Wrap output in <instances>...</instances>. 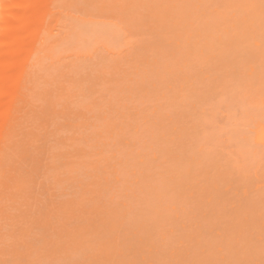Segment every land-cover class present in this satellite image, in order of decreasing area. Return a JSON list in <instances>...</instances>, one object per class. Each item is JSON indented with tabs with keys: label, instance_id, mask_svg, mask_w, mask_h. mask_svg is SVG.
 Returning <instances> with one entry per match:
<instances>
[{
	"label": "rangeland",
	"instance_id": "1",
	"mask_svg": "<svg viewBox=\"0 0 264 264\" xmlns=\"http://www.w3.org/2000/svg\"><path fill=\"white\" fill-rule=\"evenodd\" d=\"M122 1H124V0H122ZM136 1H137L136 3H140V1H141L145 5H142L140 7V5L138 6L136 4V7H138L139 9L135 7L138 10L135 14L136 16L134 15L135 16L134 19H132V17H127L126 19H123L120 17L121 15H119L118 17L120 19H122V21L118 20V18L117 19L115 18V16L117 17L116 14H115V16L113 15L114 18L113 17L110 18V16L104 15V16H106L107 20L105 19V17H101V16L97 17V15H99L96 13L97 9L95 7L88 8L87 9L88 12L90 9V13L91 12L93 13L94 11H96L95 13L97 15L95 13H93L94 14V17H93V14H89V15H92L91 17L93 19V22L95 21L94 24L93 23H87V24L85 23L86 26H83L84 24L82 25V28L88 27L87 29H89L90 34H89V32H86L88 30L84 31V33L86 32L85 34L88 36H86V35L82 36L85 39V42H84V44H81L82 46H79L81 53L79 52L77 54V52H76L77 49H79V47L76 50H72V51H70V49H71V47H70V49L68 50L69 52L64 51L65 48L63 50H62V48H58L61 50L55 49V53L56 54L59 53V55L56 56V54H54L55 56L53 59H56L58 57V59H60V60L62 58L63 62L69 61L70 62V67H69L70 72H69V69H65V68H63L65 71L61 70L62 69L61 67L60 68L58 67L57 69H49L48 71H47V69H45L46 72L42 70V73L43 72H45L47 74L51 73L52 76H53V74L54 75L58 74L59 78L61 80L57 78L56 79V80H58L57 82L61 81L62 84L60 82L59 83L61 85H63L65 88H68V90L65 89L63 96H61V95L59 96V95H57L56 92H54V94H53L54 104H55L54 107L56 106L54 108V110L56 109L55 111L58 112L59 114L58 113L52 114L49 117V118H51L50 123H49L50 120L47 119V121L44 123V126H43L44 128H46V131L43 129V127L40 129L41 140L43 141V143L41 144V142H39L41 144V146H40V144H39V146L41 147V151H43L44 154H46L48 157H50V158L46 157L48 159L44 160L45 162L43 160L42 161L44 163H46V161H47L46 165L49 166V164H50V167L46 166L45 164H41L42 167H44L43 165H45V167L41 171H43L46 167H47V169H45L42 172V174H40L41 173L40 169H39V171L37 169L35 177L37 176V174H39L40 177L37 176L36 179L40 178L38 180H41V179L43 180L44 184L41 181H36V183H38V182L42 183V188L44 186L46 188V186L49 185V187H47L49 189L43 188V190L45 189L46 192H48L50 194V196L46 192H45L46 193V195H45V193H44L45 190L43 191L42 188L40 189L39 187H37V189H35V192H36V190H38V192H40L39 190H41L43 192V197L45 196L43 198V202L46 200V198H51L54 201L53 205L54 204L61 205V208L63 207V208H65V210L68 207L69 208L70 207L75 208V206L81 207V205H79V204H83V203L86 204L87 202L88 203L85 206H87V207L90 206V208L92 207V204L95 207H99L98 206L99 204H101L102 206L100 205V212L99 211L97 212V210L94 209V211L92 210L90 213L88 212L89 214L86 213V215H81L82 213H80V215L83 216L84 218L86 216L88 220H86V219L83 220V217H81V216H80L81 218L78 217V219H76L77 218L76 216H73V217H75V219H73L71 217H69L71 219L66 218L65 215H67L66 213L69 211H66L65 214H63L64 211H62V213L61 212L59 213V215H60V216L58 215L59 217L55 216V214L57 215L61 208L59 209L60 206L59 207L54 206L56 209L57 208L59 209V210L57 209V212H56V209L51 207L50 212L55 211L54 213H52V215H54L56 218L58 217L59 220H57L56 218H53L51 221V219L49 217H47L46 219H48V218L50 219V220H48L49 221L48 223H50V224H47V222H45L46 226H44V224H43L41 227H38L39 229H37V228L35 229L36 226L34 225L33 227L35 230L33 228H31V229H33L32 233H34V234H32V233L28 234V235H30V234L34 235L33 237L31 235H30L31 237L28 236V239L30 240L32 238L31 242H33L32 243V248H33L32 250H34V251L32 252L33 255L31 256L32 261L35 260L33 262V264H37V263H39V264H43V263L44 264H81L83 262L85 264H114L113 262L115 260H117L118 262L121 261L120 264H132L131 262H133V264H134L135 261H136L135 264H146L149 260L152 261V259H153L152 262L149 261V262H151L150 264H169L172 259L169 260V258H171V256L169 257V256H167V254L172 255V258L175 255V259H173L170 263V264H172L175 262L174 260H178V256H179L180 252H182L180 254V256L182 254H184L185 258H186L187 257L186 253L189 252V251L187 252L186 250H190V253H191V256H190V253L188 254L190 256V259H189V257L186 258V260H187L186 264L187 263H189V264L195 263L196 264L198 256L201 257L200 258L201 260L198 261L197 264H199V262H200V264H201V262H202V264H204L205 262L206 263L208 262L207 264H210V262L212 260L213 261L215 260V262L214 263L212 262V264H215V263L224 264L222 261L223 260L226 261V259H228L227 262H229L231 259L232 260H231V263L225 262V264H242V263H240L242 261L244 264H248L250 261H251L250 264L251 263L253 264L254 262H255L254 264H256V263L257 264H260V263L264 264L263 263L264 262L263 261L264 260L263 259L264 258V248L261 247L262 246L261 244L264 245V239H263L264 238L263 237L264 236V232H263V230H264V228H263L264 227V216H263L264 215V207H263V205H264V194H263L264 193V190H263L264 189V187H263L264 186V183H263L264 182V172L260 173L261 171H264L263 170L264 169V160H263L264 159V150H263L264 149V143H263L264 142V104H263V102H264V100H263V98H264V84H262V83H264L263 82L264 81V77H263L264 76V74H263L264 73V70H263L264 61H262V60H264V51L258 50V47L261 50H264V48H263L264 44L261 45V47L260 46L257 47V45L258 44L260 45V43L264 40V35L262 36V34L264 33V29H263L264 28V26H263L264 25L263 24L264 23V21H263V19H264V16H263L264 15V8H263L264 3L263 2L264 1L261 0L263 2H258L260 0H256V1L247 0L248 2L243 1V3L241 2L242 0H240V1H238V0L237 1L236 0H231V1L223 0L224 2L221 0H170V1L169 0H152V1L136 0ZM227 1H228V3H227ZM251 1H252V4L250 3ZM121 3H123V2H121ZM163 3H164V5H163ZM166 3H167V5H166ZM169 3H170V5H169ZM231 3H235V4L239 3L238 4L239 6H237L235 4H231ZM255 3H257V4L259 3V4H261L260 6H262V7H260L259 4H258V6L256 4L258 9L260 7L259 13H257L258 9L255 6ZM174 4H176L175 6H177V8L175 6L172 7V5H174ZM253 4L256 8L253 6ZM232 5L237 6L236 8L234 7V9H235V10L233 9L234 12H231V13L229 12V13H225V14L222 13L224 10H227V8H229V6L231 7ZM244 5H245V7L247 5H251L252 7L249 6L250 10L252 8H253V10L249 11L248 7L245 8ZM242 6L244 7L245 11H241V10H244V9H240V8H243ZM205 7H207V8H205ZM153 8L154 9L156 8L157 10L155 9L156 10L155 11ZM91 9H92V11H91ZM115 9H114L115 12L119 11V10H117V9L115 10ZM174 9H175V11H174ZM143 10H145V11H143ZM149 10L150 11L153 10V12H152V15L148 13L149 17H147V18L152 17L153 20H155V19H157L158 16H159V19L160 18L162 19V17H163L164 21H162V22H164V25L166 22H168L166 24V26H164L162 22L161 23L157 22V23H159L158 25H157V23L155 24L157 26L156 27L157 29H153V28H155V26L152 23L153 22L151 20L152 18L150 19L152 21L150 23H152V24H150L149 23L150 20L149 19L147 20V18L143 15L147 12H150ZM162 10H163V12L161 13ZM114 11H113V13H115ZM154 11H155V13H154ZM206 11H208V12H206ZM217 11L221 12V13L219 14ZM246 11H249V12L246 13ZM141 12H142V15L140 14ZM164 12L166 13V15L164 14ZM213 12L217 13L216 14L217 16L214 14L215 15V17H214V15L212 14ZM73 13L77 16L80 13V15L78 17H80V16L84 17V16L88 15V13L86 15L85 12H84L85 14L82 13L83 15H81V12L78 13L77 11L75 12V10H73ZM113 13H109V14L112 15ZM117 13L119 14V12H117ZM171 13H174L173 14L174 16L171 15ZM202 13H204V14H202ZM244 13H246V14H244ZM207 14H210V16ZM242 14H244L245 16H242ZM261 14H262V16L260 17ZM89 15H88V18H89ZM225 15H226V17H224ZM239 15H241V16H239ZM143 16L146 19H142V18H144ZM171 16H173V17H171ZM262 17H263V19H262ZM222 18H223V20H221ZM253 18H254V20H253ZM259 18H261V20L263 22V23H261V25H257V23L255 22V20L260 21ZM144 20H147L148 24H150L152 26H150L148 24L146 26L145 25L146 23L143 24V26H142V22L144 23ZM111 21H112V23H111ZM137 21L139 22V24ZM214 21L216 23H214ZM227 21L230 23H228ZM250 21H252L251 24H250ZM105 22L107 23V26L104 25ZM140 22H141V24H140ZM232 22H234V23H232ZM246 22H248V23H246ZM253 22H255V24H253ZM212 23H213V25H212ZM222 23L225 24V26ZM226 23H228V24H226ZM258 23H260V22H258ZM162 25H163V27H162ZM230 25L232 27H230ZM234 25L237 26L238 29H236L237 27H235ZM167 26H169V29L167 28ZM251 26H253V30L251 29L252 28ZM259 26H260V28L262 26L263 27L261 29H259ZM92 27L94 28V30ZM233 27H235V28H233ZM255 27H257V28H255ZM104 28H106V29H104ZM164 28L166 31L164 30ZM192 28H193V30H192ZM223 28H224V31H223ZM127 29H129L130 32ZM146 29H149V30H146ZM195 29L197 32L195 31ZM201 29H202V31H201ZM203 29H204L205 33L207 32L206 34L203 32ZM91 30L93 32H91ZM132 30H133V32L135 31L134 34H133V32H131ZM127 31H128V33H127ZM250 31H251V33L249 34ZM253 31H256V32H253ZM137 32H138V34H137ZM154 32H157V33H154ZM164 32H165V34H164ZM166 32L169 33L168 34L169 39H168V35ZM214 32H216V33H214ZM235 32H237V35ZM183 33H184L185 37L182 36ZM196 33L199 34L198 37L196 36V35H198ZM187 34H188V36H187ZM190 34H194L195 37L193 35H192L193 37H191ZM207 34L209 36L211 35L216 40L214 41V39L212 37L209 38ZM258 34L260 37H263V39H260V37H259V39L261 40V41H259V39L257 38V40L260 43L257 42V40H256V43H258V44L255 45L256 43H253V46H251L252 45L251 42H253V41L255 42L254 38L258 37ZM189 35H190V37H189ZM227 37H228V40L225 41L227 39ZM248 37H250L252 40ZM195 38L198 40H196ZM232 38H234L237 42L234 41V39H232ZM239 38H244L243 42H245V43L243 44V42L241 41L242 39H239ZM87 39L89 40V42H87ZM100 39H101V41H100ZM194 39L197 42L198 41H200V42H198V44H197ZM210 39L212 42H210ZM245 39H246V41L250 40L249 41L250 44H249V42L246 43ZM186 40L188 42H186ZM238 40H240L242 43ZM91 41H93V43ZM102 41H103L102 45L99 44ZM113 41L118 42V43L116 44ZM142 41H143V43H145V45L144 44L141 45ZM147 41H148V43H147ZM230 42H232V43H230ZM91 43L94 45H91ZM211 43H213V44H211ZM263 43H264V41H263ZM174 44H175V46H174ZM90 45H91V47H90ZM140 45H141V48L139 47ZM211 45H214V46H211ZM216 45L220 46L221 48L217 47ZM230 46H231V48H230ZM143 47H144V49H143ZM203 47H205V48H203ZM253 47H255V49H257V50H255ZM68 48H66V50ZM244 49H246V50H244ZM247 49L250 51L247 52ZM56 50H58L59 52ZM116 50H118V51H116ZM242 50H244V51H242ZM119 51H121V53ZM60 52H62V53H60ZM72 52H76V53H73L72 54L73 56H72L71 55ZM98 52H100V53H98ZM117 53H119V55L122 56V58L119 55H117ZM215 53L217 54V56H219V58L216 56ZM246 53H248V54H246ZM131 55H133L132 58H130ZM124 56H125V58H123ZM212 56L214 57V59ZM262 56H263V58H262ZM67 57L69 58V60H65V58L67 59ZM201 58H203V59H201ZM260 58H262L261 61H260ZM45 59H47V58H45ZM211 59L214 62H211L212 61ZM221 59L223 62H221ZM250 59H251V62H250ZM48 60L45 61L44 63L47 64V65L45 64L46 67L49 66L50 68H52L53 65ZM258 60H259V62H258ZM56 61H53V62H56ZM123 61H124V63H123ZM142 61H143V63H142ZM248 61H249V63H248ZM242 62H243V64H242ZM50 63L52 66H50ZM251 63H252V65H250ZM195 64H196V66H194ZM256 64H258V65H256ZM45 65H44V67H45ZM68 65H69V63H68ZM105 65H107V66H105ZM119 65L121 66V68L123 66H124L123 68H126L124 70V72H123V68H122V70H120ZM259 65H261L262 67ZM56 66H54L53 68H56ZM216 66H218L219 70ZM220 66H222L223 68H221ZM249 66H250V69L252 68L251 70L249 69ZM75 67H77V68H75ZM111 67H113V68H111ZM204 67H205V69H204ZM212 67H214V68H212ZM73 68H75V69H73ZM210 68H212V69H210ZM82 69H83V71H82ZM215 69H217V70H215ZM220 69H225V70H220ZM261 69L263 71H261ZM256 70L258 72L261 71L260 74L257 73ZM49 71H50V73H49ZM60 71L64 72L67 75V77L70 76L69 78H72V81L70 82L67 79L65 81H63L62 77L60 75ZM66 71L69 72V75ZM97 71H98V73H97ZM188 71H190V73ZM205 71H206V73H205ZM207 71H208V73H207ZM222 71H225L226 74L225 73L223 74ZM236 71H238V72H236ZM196 72L197 73L199 72L198 73L199 76H197V77H196V74H197ZM248 72H250V73L252 72L255 79L252 78L253 76L251 77L250 73H249L250 77L246 76V75H249ZM87 73L90 74L91 76L93 74L94 77L93 76L92 77L95 80L91 79L92 80L91 81L90 77H89V79H88L89 81H88L87 80V78H88ZM181 73H182L183 77L181 76ZM241 74L243 76H241ZM262 74H263V76H262ZM95 75L99 76V77L101 75L100 80H99L100 82L98 81V78ZM201 75H203V76H201ZM255 75H256V77H255ZM85 76L87 78H85ZM188 76L191 79H189ZM230 76H232V77L230 78ZM240 76L242 78H240ZM258 76H259V78H258ZM179 77H182V79ZM212 77H213V79L218 78L217 80L219 81V83L215 84L218 81L216 80V82H214L215 80H213ZM245 77H246V80H244ZM46 78H48V77H46ZM116 78H117V80L115 81ZM205 78H207V79H205ZM228 78L231 82L228 80ZM110 79H112V80L110 81ZM201 79L203 81L202 83H201ZM222 79H226L227 82L225 83L224 82L225 80L222 81ZM53 80L55 81V79H53ZM79 80L81 82L77 83V81H79ZM187 80H189V82ZM90 81L92 84L89 83ZM95 81H97V82H95ZM190 81L194 84H191ZM186 82L190 83L191 85L187 84ZM209 82L212 84L214 83L215 85L212 86V84H210ZM253 82H254V86H253L254 88L252 86H250V85H253ZM50 83L45 84L40 80L37 83V88L39 90L40 89L44 90L45 88H53V90L55 91L56 89L54 86L56 84V81L54 82L55 83L54 85L50 84ZM96 83H97V85H96ZM207 83H209V84H207ZM88 84H90L91 86H89ZM223 84H225V85L223 86ZM232 84H233V86H232ZM244 84H246V86H244ZM247 84H248V86H247ZM192 85L193 86L195 85V87L197 86V88L195 90H193L195 87H193ZM56 86H58V85L56 84ZM200 86H202V87L200 88ZM208 86H211V87H208ZM214 86H217V87H214ZM222 86L224 88V91L223 90L221 91V89H223ZM240 86H242V87H240ZM259 86H260V88H259ZM88 87H89V90L87 89ZM206 87H208V88H206ZM220 87H221V89H220ZM257 88H259L258 91H256ZM95 89H97V90H95ZM189 89L190 90L192 89L193 92L190 91ZM211 89L214 90L213 94L217 98L214 97V95H212L211 92H213V90H211ZM204 90L208 91V92H204ZM210 90H211V92H210ZM218 90L220 92H218ZM232 90H234L233 91L234 93L232 92ZM238 90H239V92L242 90L241 93H239ZM89 91H91V92H89ZM202 91L204 92V94ZM216 92L218 93V95L216 94ZM261 92H262V95H261ZM38 93H39V91H38ZM39 94L41 95V92ZM176 94L177 95L180 94V95L177 96ZM210 94H211V96L209 97ZM38 95H36V98H39L40 95L39 96ZM204 95H206V96H204ZM227 96H229V97H227ZM36 98H33V99H36ZM55 99H57L58 101ZM245 99H246V101H243ZM40 100H42V98H40ZM222 100H224V101H222ZM37 102H39V101H37ZM41 102H43V101H41ZM33 103L35 106H37V107L39 106L38 103L36 104V101H33ZM221 103H222V106H221ZM261 103H262V105H261ZM73 104H76V106ZM192 105L196 109L192 108L193 107ZM66 106L67 107L69 106V108H67ZM86 106H87V108H86ZM109 106H110V108H109ZM216 107H218V108H216ZM224 107H226V108L224 109ZM64 108L67 110H65ZM214 108H216L217 110ZM259 108H261V109L259 110ZM71 110H74V112L72 111V113H70V116L66 115L67 113H65V112L68 111V113H69V111L71 112ZM80 110H82L83 113L85 112V117H86V119H85L86 125L84 124L85 127L84 126H82L83 128L71 127L70 124L74 123L77 120L78 121L82 120V118H76L75 117V115L77 114L76 112H80ZM86 110H87L88 114H87ZM63 111H65V112H63ZM61 112H63L64 116L62 115ZM226 113H228V114H226ZM239 113H240V115H239ZM60 115H61V118H63V119H61L59 117ZM65 115H66L67 121L64 122V120H66ZM217 115L219 116V118ZM230 115L232 117H230ZM55 116H57V117L54 118ZM68 117H70V118H68ZM57 118H60V119H57ZM214 118H216V119H214ZM72 119H75V121H73ZM219 119H220V121H219ZM232 119L234 122L232 121ZM215 120H216V122H215ZM225 120H226V122H228L227 126H226ZM241 120H243V121L241 124H239L241 122ZM238 121H240V122H238ZM47 122H48V124H47ZM59 122L62 124H59ZM63 122L65 124H67L68 127ZM260 123H262V124L258 125ZM99 125H100V127H99ZM237 125H239V126H237ZM88 126H89V128H88ZM262 127H263V129H262ZM73 128H75V130H71ZM110 128L113 129L112 132L110 131L111 130ZM229 128H231L233 131L236 128L234 131L235 133L233 134L234 136H236L235 140H234V136L233 137L231 136L233 131H231ZM42 129L44 130L45 133H48V135H45V133H43ZM49 130H53V131L50 132ZM62 130H63V132H62ZM76 130H77V133H76ZM70 131H71V133H70ZM94 131H95V133H94ZM245 131H246V133H245ZM255 131H256V133H255ZM67 132H68V134H67ZM72 132H73V135L76 134L75 136L77 139L73 138V135H71ZM99 132L101 133L100 136H98ZM113 133H115V134H113ZM260 133H263V135ZM49 134H52V135L49 136ZM82 134H83V137H82ZM247 134H248V136H247ZM102 135H104L105 137ZM261 135H262V137H261ZM69 136L71 138H69ZM84 136L85 137L88 136L87 139ZM90 136H91V138H90ZM58 137H59V140H58ZM84 138L86 140H84ZM231 138H232V140H231ZM120 139H125V141H123V140L121 141ZM224 139H225V141H224ZM227 139H228V142H227ZM60 140H61V142H60ZM119 140L122 142L121 144H120ZM174 140H176V142ZM216 140H218L219 142ZM70 141H73V142H70ZM84 141H86L85 144H84ZM94 141H96V142H94ZM103 141H104V143H103ZM70 143H72V144H70ZM219 143H222V144H219ZM67 144H70V145H67ZM240 144L243 145V147H240L241 149L239 148V146H241ZM256 144L259 146L257 147ZM262 144H263V147H262ZM233 145H234V147H233ZM82 146H83V148H82ZM220 146H222V147H220ZM80 147L82 148L81 150H83L85 148V152L87 153L86 155L82 154V153H84L83 152L84 150L81 152L79 150ZM260 148H261V151H260ZM75 149L76 150L78 149L81 152L82 156H80L81 154H79V152H77L78 150L76 151ZM95 149H97V150H95ZM187 150L190 152H188ZM234 150H236V151H234ZM177 151H178V153H177ZM229 151H230V153H229ZM54 152H55V154H53ZM231 152L233 153V155L231 154ZM236 152H237V154H236ZM241 152H243L242 155L240 154ZM89 153H91V154H89ZM166 153H168V154H166ZM172 153L173 154L176 153V154L172 155ZM234 153H235V155H234ZM141 154H142V156H140ZM224 154H226L227 157L224 156ZM252 154H253V156H252ZM53 155H55V157ZM57 155H58V157H57ZM60 155H62L63 158L60 157ZM170 155H171V157H170ZM183 155H186V156L184 157ZM236 155H237V157H236ZM262 155H263V158H262ZM111 156H112V158L110 159L111 160L110 163L111 164L116 163L114 166L108 165L109 160H106V159H109ZM143 156H144V159H143ZM172 156H175V157H172ZM182 156H183V159H182ZM238 156H240V157H238ZM43 157L45 159V156H43ZM67 159L70 161V163H67L66 161H63V164L59 163V162H62V160H67ZM71 159H73V160H71ZM189 159H191L190 161L192 163L189 162ZM76 160L77 161L80 160V162H77ZM220 160L223 161L224 163L221 162ZM119 161H121V162H119ZM64 162H66V164ZM220 163H222L221 166H223V165L224 166L220 167ZM54 164H56V166H58V167H56ZM102 164H105L104 167L101 166ZM172 164H174V165H172ZM217 164L219 166H217ZM52 165H53V167H52ZM225 165H227V166H225ZM108 166H110V167H108ZM253 166H255V167H253ZM54 167H56V168H54ZM112 167H114V170L112 169ZM169 168H170V170H169ZM225 168H226V170H225ZM49 169H51V170H49ZM115 169H116V171H115ZM252 169H254V171ZM54 170H56V171H54ZM201 170L203 171V173ZM230 170L235 171V172L233 173ZM61 171H63V172H61ZM72 171H75V173H73ZM85 171H86V173H85ZM107 171H110V172L107 173ZM198 171H199V173H198ZM217 171H218V176L216 177ZM112 172H114V173H112ZM220 172L221 173L224 172V173L221 174ZM111 173H112V175H110ZM206 173H209L210 175L209 174H207V176L204 175ZM214 173H215V175H214ZM73 174H75L76 176H73ZM223 174H225V175H223ZM247 174H249V176L251 175L250 178H254L256 180H257V178H259L257 180L258 183L254 179H252L251 180L252 182H251L250 179L248 178L249 176ZM261 174L263 176H260ZM64 175L66 177H64ZM213 176H215V178ZM67 177H68V179H66ZM212 177L214 178L213 180L211 179ZM222 177H223V179H222ZM105 178H107V179L105 180ZM206 179L207 180L209 179L208 180L209 182H207ZM48 180H50V181H48ZM73 180H75L76 182L73 183ZM204 180L206 183L204 182ZM214 180H216V181H214ZM236 180L239 183V187L241 186L240 188L238 187V183L236 185ZM70 181H72V182H70ZM163 181H165V182H163ZM260 181H263V182H260ZM48 182H50V183H48ZM223 182H224V186H222ZM225 182H227V183L225 184ZM36 183H35V185H37ZM45 183H48V184L45 185ZM187 183H188V185H187ZM214 183L216 184V186ZM255 183H257L256 186H255ZM38 184H40V183H38ZM75 184H76V186H75ZM202 184H204V185H202ZM246 184H248L247 187L250 186L249 189H247ZM251 184H254V185L252 186ZM259 185H261V186H259ZM189 186H190V189H189ZM204 186H206L205 187L206 189L203 188ZM251 186L252 187L255 186V188H253L254 191L251 190V188H252ZM82 187L85 188V192L87 190H88V192H86V193L82 192L83 191ZM216 187H218L219 190H217L218 188L216 189ZM195 188L197 190H195ZM221 188H222V190L224 189L225 191H220ZM237 188H238V190H236ZM246 189L248 190L249 193L247 192ZM255 189H256V191H255ZM49 190L51 191V193ZM209 190H210V192H209ZM53 191H54V193H53ZM214 191H215V194H213ZM219 191L221 193H219ZM226 191H228V192L226 194H224ZM38 192H36V193L38 194ZM233 192H235V193H233ZM242 192H243V197L240 194ZM82 193L83 194L85 193L84 196ZM208 193H210V194H208ZM222 193H223V195H225L224 197H223ZM238 193H239V195H238ZM244 193H246V195H248V196L246 197V195ZM54 194L55 195L57 194V197ZM253 194H254V196H253ZM38 195H42V194L39 193ZM51 195H54V197ZM218 195H220L221 197ZM46 196H48V197H46ZM38 197H41V196H38ZM241 197L243 198V200ZM258 197H260V198H258ZM261 197L263 198V200H261L262 199ZM237 198H239V199H237ZM202 199H204L205 201ZM215 199H216V201H215ZM232 199L233 200L236 199V200L232 201ZM245 199H248V200H245ZM60 200H62V202L64 200L63 204L61 203ZM207 200H209V201L207 202ZM41 201H42V199H41ZM70 201H75V202H70ZM200 201H203L202 202L203 204ZM243 201L246 203L244 204ZM52 202L50 201L49 206L52 205L51 204ZM69 202H70V204H69ZM77 202H78V204H75ZM169 202H170V204H169ZM230 202H233V205ZM234 203L235 204L238 203V204L235 205ZM221 204H224L223 207ZM229 204L232 205L231 206L232 212L230 211L229 208L227 209V207L230 206ZM241 204H243V206ZM248 204H250V205L252 204V205L250 206ZM245 205H248V206H245ZM217 206H219V207H217ZM224 206L227 209V210H225L226 211L225 213H224V209H225ZM236 206H237V209H236ZM241 206H242V209H241ZM171 207H172V209H171ZM251 207L254 209V211H253V209L249 210V208H251ZM52 208H53V210H52ZM90 208H84V209L86 210V209H90ZM221 208L222 209L224 208L222 212H221ZM256 208H258V209H256ZM262 208H263V210H262ZM218 209H219V211H218ZM239 209H241V210L237 211ZM244 209H245V211H244ZM48 210H47V213H50V212H48ZM234 210H235V212H234ZM242 210H243V212H242ZM246 210H249V211H248V214L245 215ZM236 211H237L239 216L236 215L237 214ZM211 212H212V214L214 213V215L216 212H218V213L215 216L212 214H208L209 216L206 215V213H211ZM227 212H229L231 217H234V218H232L233 220L231 219V217L229 215H226ZM239 212L240 213L242 212V214L244 213L245 217H244V215L242 216V214H239ZM252 212H254V213H252ZM259 212H260V215H259ZM61 214L64 215V218L62 217L63 215H61ZM218 214H220V215H218ZM255 214H256V217H255ZM47 215L49 216V214H47ZM240 215L242 216L241 218L244 217V219L246 221L244 219H240ZM248 215H249V217H248ZM70 216H72V215H70ZM77 216H79L78 212H77ZM200 216H201V218H200ZM206 216H207V218H206ZM219 216H223V218L221 217L222 218L221 220H219L220 218L217 219ZM50 217H53V216H51V213H50ZM215 218H216V220H215ZM224 218L227 222L229 221L230 226H234V227H237L238 221H240L242 228L244 230L248 228L247 231L250 235H248L247 231L244 232L242 230V228H240V226L238 228L230 227L232 229L231 232H233L234 231L233 229H235V231H234L235 233L234 232L231 233L229 230V227L227 228L228 224L225 222ZM226 218H228V220ZM213 219H214V221H212ZM120 220H122L123 222L122 223L119 222ZM235 220H237L236 221L237 226L235 225V223H233V222H235ZM243 220H244V223L242 224ZM249 220H250V222H249ZM253 220H255V221H253ZM56 221H58V222H56ZM64 221H67L68 224L65 225ZM220 221H222V225H221ZM223 221H224V223H223ZM52 222H56L57 224L56 223L54 224ZM61 223L64 224V227L66 226V229H70V231L68 230V232H71V234H70L71 236L70 235H69L70 237L67 236L69 233L66 232L68 234L67 235L65 234V236L61 235L60 240H59L58 237L60 235L59 236L56 235L54 229H56L58 231L61 228ZM211 223H212V225H211ZM213 223L214 224L218 223V225L220 223V225L214 226ZM251 223H252V225L250 228V227H248L247 224H249V226H250ZM73 225H75V226H73ZM79 225H82V226H79ZM208 225H210L212 229H208V228H210V226H208ZM245 225L247 226V228L244 227ZM256 225H258V226H256ZM50 226H52L54 228L51 229V228H49ZM76 226H79L78 229H81L80 227H84V229L82 228L83 231H85L84 236L79 231L78 232L82 235V237H80L81 235L80 236L77 235V237H78L77 238L76 236L72 235V229H75ZM207 226H208V228H207ZM217 226L219 227V229L221 228L220 230H222V231H220ZM260 226L262 227L261 231H259L261 229ZM204 227L206 228V230ZM213 227H216V228H214V230H213ZM222 227H223V229H222ZM255 227H257V228H255ZM200 228H202V232H201V230H199ZM207 229H208V231H207ZM226 229H228V230L226 231ZM236 229H238V230H236ZM239 229H240V232L238 233ZM46 230H47L48 234L50 231L53 230V232H52L53 234L50 232L49 238L50 239L53 238V242H59L60 241V243H61V241H62L63 244L61 243V245H63L64 247L66 245L67 246L66 249H63L64 247L62 248L61 245L57 246L56 249L59 252L54 251V252H58V254L57 253L55 254L54 252H53L54 253L53 254L51 251L55 247H52V249L47 248V251H48V253L51 254V256L48 257V255H45V253L47 254V251H46V249H44L45 247L43 248L44 241L42 239L48 238V234H47V237L45 235ZM61 230L64 232L63 227L61 228ZM192 230H194V232ZM211 230L215 231L216 233L218 231H220V232H218V234H219L220 238H221V236H223L222 238H225L224 239L225 241L221 240L222 238L221 239L217 238L218 234L216 236V233L212 232ZM241 230L243 231V233L241 232ZM73 231H75V230H73ZM87 231H89V232H87ZM167 231H169V232H167ZM205 231L208 233V235ZM224 231L226 233L225 237H224ZM249 231H251V232H249ZM41 232H44V234L42 233V235H41ZM134 232H136L138 234L135 233L136 235H134ZM191 232H193V233H191ZM221 232H223V233H221ZM257 232L262 236L259 237ZM75 233H73V234H75ZM190 233L191 234L196 233V234L191 235ZM214 233H215V235H214ZM245 233H247V234H245ZM254 233L256 234L255 238H254V236H255ZM61 234H63V233L61 232ZM227 234L228 235L231 234V235H229L232 237L231 239H233V235L235 234L234 239L240 240L239 243H237L238 245L237 244L234 245V243H236L238 241L235 242L234 239H233L234 242L231 241V239L229 240V237H227L228 236ZM238 234H240V236ZM51 235H53V237H51ZM198 235L201 239L198 237ZM212 235L215 236V238ZM257 235H258V237H257ZM169 236L172 238H170ZM192 236H194L195 238L198 237L196 239L200 240V241L198 240L199 243L201 242V243L206 244L207 241H208V243L211 241L213 243L218 242L220 245L222 244L221 245L222 247H221L217 243L220 246V248L224 247V251L222 249H219V246L216 243L214 245H212L213 244L212 242L210 243L213 247L210 246L208 243H207L208 245L206 244V246H204V247L202 246L204 244H196L197 240H195V238ZM35 237L37 239H35ZM182 237L184 239L186 238L185 242H184V239L182 240ZM236 237H237V239H236ZM56 238H58V239L55 240ZM61 238H62V240H61ZM76 238L78 239L77 241L82 240L84 243H82V241H80L79 246H78V242L75 241V244L72 245L71 244L72 241H69V240L70 239L75 240ZM166 238H167V241H166ZM190 238L195 240L196 242H194L193 240L189 241ZM207 238H208V240L206 241ZM256 238H258L257 243H258V245L260 244V246L256 245L255 244L256 242L255 243L253 242V241L257 240ZM261 238L263 239V243H259L261 241V240L259 241V239H261ZM204 239H205V242H204ZM211 239H213V240H211ZM215 239H217V240H215ZM219 239L221 240L220 242H219ZM251 239H252V242L250 241ZM63 240L66 242H69L71 244V246L67 245V243H64ZM180 240H182L183 242ZM226 240L231 241L234 246H237V247H235L236 249H234L232 244H231L232 246L230 245L231 242L228 244V241L226 242ZM3 241L4 242L6 241V243L4 244V245H6L9 240L6 239ZM155 241L158 242V244H156ZM168 241H169V243H168ZM223 241L226 242L225 245L223 244L224 243ZM246 241H248V242H246ZM153 242L156 245L152 244ZM159 242L162 243V245ZM178 242H180L181 245H180V243L178 244ZM190 242H192V243H190ZM76 243L78 246L77 248L80 247L81 249L76 248V246H75ZM87 243H89V244H87ZM248 243L250 246L251 245L252 246L251 247L248 246ZM151 244L154 246L155 250ZM242 244L247 245V246L245 247ZM38 245L41 248L38 247ZM56 245H58V244H56ZM163 245H165L166 247ZM182 245H184L185 247L184 248L181 247ZM200 245H201V247H200ZM215 245H216V247H215ZM226 245L231 246L232 248L230 247V249H229V247H227ZM81 246H83V247H81ZM186 246H188V248H190V247L191 248L187 249ZM197 246H199V247H197ZM255 246H257L258 248L257 247L254 248ZM86 247H88L89 249L88 248L86 249ZM150 247H151V249H150ZM170 247H171V249H170ZM240 247H242V248L240 249ZM247 247L248 248L250 247V248L248 249ZM156 248H157V250H156ZM192 248H194L196 250V252ZM203 248H207L208 251H206ZM216 248L219 249V251ZM253 248H254V251L252 252ZM39 249H41V250H39ZM212 249H216V252H214ZM132 250H133V252H132ZM170 250H173V252L172 251L170 252ZM199 250H201L200 254L197 252ZM203 250L207 253L206 257H208L209 260L211 259L210 257L213 258V259H211V261L205 259L204 254H206V253ZM220 250H221V252L223 251L226 254L222 255ZM249 250H251V253H252L251 255H250V253L248 254ZM106 251H111L112 254H110L109 252H107V254H106ZM114 251H116L117 253H115ZM136 251H139V255H140V253H141V255L146 254L149 260L145 261V258H144V261H143V257H144L143 255H142V257H140L138 255L139 258L133 257L134 255L138 254V253L134 254V253H136ZM159 251L161 252V254L158 253ZM183 251H184V253H183ZM238 251H239V253H238ZM257 251H259L258 254H257ZM40 252H41V254H40ZM65 252L69 256L64 255V254H66ZM131 252L133 253V255ZM212 252H214V255L218 254V252H219L220 257L221 256L224 257L226 255L227 258L222 259V257H221V260L218 261L220 258L217 256H214ZM88 253H90V254L88 255ZM96 253H98V254H96ZM114 253L117 254V256L115 255V257L113 258V256H111V255H113ZM129 253H130V255H129ZM165 253H167V254H165ZM177 253H179V254H177ZM246 253L248 254L249 257L247 256ZM255 253H256V255H255ZM259 253L260 254L263 253L262 254L263 257L261 258V260L263 259L262 261L259 260L260 259ZM70 254H72V255H70ZM193 254L195 255V257ZM209 254H212L214 257H217L219 259H217V258L214 259L213 256L209 257L208 256ZM242 254H244V255L246 254V256H244ZM41 255H43V257ZM163 255L165 257H163ZM184 255H182V256H184ZM196 255H197V257H196ZM253 255H254V257L251 258V256H253ZM110 256H111V259H110ZM243 256H244V258H243ZM38 257L39 258L42 257V259L40 258L41 259L40 262L36 260V259H39ZM117 257H119V258L124 257V258L122 260L120 259V261H119V258L116 259ZM125 257H126V259H125ZM181 257H180V259H181ZM193 257H194V260L196 258L195 261L193 260ZM235 257H237V258H235ZM238 257H240V259H238ZM245 257L248 259H246ZM242 258L244 260H241ZM254 258H256L257 261ZM138 259H139V261L142 260L144 263H142L141 261L138 263L137 262ZM160 259H161V261H160ZM166 260H167V262H166ZM191 260H193L194 263H191L190 262ZM198 260H199V258H198ZM155 261H156V263H155ZM179 262H178V264H180ZM147 264H149V263H147ZM174 264H176V263H174Z\"/></svg>",
	"mask_w": 264,
	"mask_h": 264
},
{
	"label": "bare ground",
	"instance_id": "2",
	"mask_svg": "<svg viewBox=\"0 0 264 264\" xmlns=\"http://www.w3.org/2000/svg\"><path fill=\"white\" fill-rule=\"evenodd\" d=\"M125 1V2H124ZM124 1H122V0H0V264H33V262L35 261H32V259H31V256L33 255L32 254V252L34 251V250H32L33 248H32V243L33 242H31V239L29 240L28 239V236H30V235H28L29 233H32V231H33V229H34V225L36 226L35 227V229L37 228V229H39L38 227H41L43 224H44V226H46V223L45 222H47V224H50V223H48L49 221L48 220H50L51 219V221H52V219L53 218H56L55 216H58L59 215V213L61 212L62 213V211H64L63 212V214H65L66 213V211H69V212H67L66 214L67 215H65V217L66 218H69V217H71V218H73V219H75V217H73V216H76L77 218L76 219H78V217L79 218H81V217H83V216H81V215H86V213L87 214H89L92 210L94 211V209H96L97 210V212L99 211L100 212V205L101 204H99L98 206L99 207H95V206H93V204H92V207L90 208V206H85V205H87V203L85 204V203H83V204H79V205H81V207L79 206V207H77V206H75V208H73V207H68V208H66V210H65V208H61V205H57V204H54L53 205V203H54V201L51 199V198H46V200L43 202V198L45 197H43V192L41 191V190H39L40 192H38V190H36V192H38V194L39 193H41L42 195H38L36 192H35V189H37V187H39L40 189L42 188V183L44 184V182H43V180L41 179V180H38V179H40V178H38V179H36L37 178V176L38 177H40L39 176V174H37V176L35 177V175H36V171H37V169H38V171H39V169H40V174H42V172L45 170V169H47V167L43 170V171H41L44 167H45V165H46V163H47V161H46V163H44L45 161L44 160H46V159H48V158H50V157H48L46 154H44V152L43 151H41V144L43 143V141L41 140V131H40V129L44 126V123L47 121V119H51V118H49L52 114H57L58 112H56L55 110H54V108L56 107H54V98H53V94H54V92H56L57 93V95H61V96H63L64 95V92H65V89H67L68 90V88H65L63 85H61L62 83H61V81H59V82H57L58 80H56L57 78L58 79H60L59 78V75L57 74V75H54L53 73V76L51 75V73H50V71H49V73L50 74H47V73H45L46 72V70L45 69H47V71L49 70V69H57L58 67L60 68H62L61 70H64L63 68H65V69H69V67H70V62L68 61V62H63V59L61 58V60L60 59H58V57L56 58V59H53L54 58V54H56L55 53V49H58V48H62V50L64 49V51H66V52H69L68 50L70 49V47H71V49H70V51H72V50H76L79 46H82L81 44H84V42H85V39L82 37L83 35L85 36L86 34V32H89V29H87L88 27H83L82 28V25L83 26H86L85 25V23L87 24V23H95V21L93 22V19H92V15H89V14H93V13H95L96 11H94L93 13L91 12L90 13V9H89V12H88V8H92V7H95L96 9H97V14H99V15H97L96 13V15H97V17L99 16H101V17H105V19H106V16L108 15V16H110V18H114V16H115V14L117 15V17L115 16V18L117 19L118 18V20H120V21H122V19H120L118 16L119 15H121L120 17L121 18H123V19H126L127 17H132V19H134V17L136 16L135 14H136V12H137V10L139 9L138 7H136V4L139 6L140 5V7L142 6V5H145V4H143V2H141L140 0V3H136L137 1L136 0H124ZM138 1V2H139ZM148 1H152V0H148ZM170 1V0H169ZM221 1H223V0H221ZM226 1V0H225ZM229 1H231V0H229ZM237 1V0H236ZM238 1H240V0H238ZM243 1L244 2H248L247 0L245 1V0H242L241 2L243 3ZM253 1H256V0H253ZM264 1V0H263ZM263 1H258V2H263ZM121 2H123V3H121ZM218 2V1H217ZM224 2V1H223ZM145 3V2H144ZM227 3H228V1H227ZM251 4H252V1L250 2ZM264 3V2H263ZM212 4V3H211ZM231 4H235V3H231ZM239 4V3H238ZM237 3L235 4V5H237V6H239ZM249 4V3H248ZM256 4L257 3H255V6H256ZM259 4V3H258ZM258 4H257V6H258ZM82 5V6H81ZM150 5V4H149ZM162 5V4H161ZM163 5H164V3H163ZM166 5H167V3H166ZM165 5V6H166ZM169 5H170V3H169ZM176 4H174V5H172V7L173 6H175ZM210 5V4H209ZM230 5V4H229ZM241 5V4H240ZM261 4H259V6H260ZM87 6V7H86ZM228 6V5H227ZM237 6H229V8H227V10H224L222 13L223 14H225V13H231V12H234V7L236 8ZM252 7L251 5H247L246 7H245V5H244V7L245 8H247L248 7V9H249V11H252L253 10V8L250 10V7ZM253 6H254V4H253ZM254 6V7H255ZM256 6V7H257ZM264 6V5H263ZM138 8V9H136V8ZM176 8H177V6H175ZM210 7V6H209ZM213 7V6H212ZM243 7V6H242ZM244 7L243 8H240V9H244ZM255 7V8H256ZM260 7H262V6H260ZM260 7H259V9H260ZM94 8V9H95ZM117 9V10H119V11H114V9ZM151 8V7H150ZM157 8V7H156ZM155 8V9H156ZM205 8H207V7H205ZM204 8V9H205ZM225 8V7H224ZM223 8V9H224ZM264 8V7H263ZM115 9V10H116ZM152 9V8H151ZM154 9V8H153ZM154 9V10H155ZM159 9V8H158ZM209 9V8H208ZM211 9V8H210ZM222 9V10H223ZM234 9V10H233ZM257 9H258V7H257ZM259 9H258V12L257 13H259ZM73 10H75V12L77 11L78 13L79 12H81V15H83L82 13H86V15H87V13H88V15H89V18H88V15L87 16H84V17H82V16H80V17H78L79 15H80V13H79V15L77 16V15H75L74 13H73ZM157 10V9H156ZM155 10V11H156ZM212 10V9H211ZM210 10V11H211ZM219 10V9H218ZM84 11V12H83ZM91 11H92V9H91ZM113 11L115 12V13H113ZM142 11V10H141ZM143 11H145V10H143ZM148 11V10H147ZM146 11V12H147ZM150 11V10H149ZM155 11H154V13H155ZM160 11V10H159ZM174 11H175V9H174ZM204 11V10H203ZM215 11V10H214ZM221 11V10H220ZM240 11V10H239ZM241 11H245V9L244 10H241ZM249 11H246V13L247 12H249ZM255 11V10H254ZM117 12H119V14L117 13ZM151 12V13H150ZM150 12H147V13H145V14H143L146 18L147 17H149L148 15L149 14H151L152 15V12H153V10L152 11H150ZM163 12V10L161 11V13ZM202 12V11H201ZM205 12V11H204ZM206 12H208V11H206ZM212 12V11H211ZM218 12V11H217ZM236 12V11H235ZM84 13V14H85ZM109 13H113L112 15L111 14H109ZM139 13V12H138ZM149 13V14H148ZM153 13V14H154ZM219 14L221 13V12H218ZM240 13V12H239ZM246 13H244V14H246ZM254 13V12H253ZM256 13V12H255ZM141 15H142V12L140 13ZM164 14L166 15V13L164 12ZM174 13H171V15H173ZM202 14H204V13H202ZM213 15L215 14H217V13H212ZM244 14H242V16H245ZM95 15V16H96ZM104 15H106V16H104ZM114 15V16H113ZM135 15V16H134ZM140 15V16H141ZM207 15H209L210 16V14H207ZM212 15V16H213ZM215 15H214V17H215ZM222 15V14H221ZM77 16V17H76ZM139 16V17H140ZM143 16V17H144ZM174 16V15H173ZM173 16H171V17H173ZM204 16V15H203ZM217 16V15H216ZM239 16H241V15H239ZM257 16V15H256ZM259 16V15H258ZM262 16V14L260 15V17ZM264 16V15H263ZM93 17H94V14H93ZM142 18V19H146V18ZM157 17V16H156ZM165 17V16H164ZM167 17V16H166ZM224 17H226V15L224 16ZM223 17V18H224ZM248 17V16H247ZM86 18V19H85ZM88 18V19H87ZM152 18V17H151ZM151 18H147V20L149 19H151ZM177 18V17H176ZM223 18L221 19V20H223ZM240 18V17H239ZM131 19V18H130ZM162 19H163V17H162ZM161 18L159 19V16L157 17V19H155V20H153V18L149 21V23L150 22H152L153 23V25L155 26V28H153V29H157L156 27V23L157 22H159V23H161L162 21H164V19L162 20ZM230 19V18H229ZM262 19H263V17H262ZM107 20V19H106ZM110 20V19H109ZM147 20H144V23L142 22V26H143V24H145L146 26H147V24H148V22H147ZM159 20V21H158ZM174 20V19H173ZM252 20V19H251ZM253 20H254V18H253ZM259 20L260 21H258V20H255V22L257 23V25H261V23H263L262 22V20H261V18H259ZM104 21V20H103ZM114 21V20H113ZM117 21V20H116ZM141 21V20H140ZM146 21V22H145ZM231 21V20H230ZM248 21V20H247ZM263 21H264V19H263ZM131 22V21H130ZM138 22V21H137ZM228 22V21H227ZM235 22V21H234ZM234 22H232V23H234ZM251 22L252 21H250V24H251ZM255 22H253V24H255ZM258 22H260V23H258ZM98 23V22H97ZM96 23V24H97ZM103 23V22H102ZM111 23H112V21H111ZM114 23V22H113ZM152 23H150V24H152ZM159 23H157V25L159 24ZM163 23V25H164V22H162ZM168 22H166L165 23V25L164 26H166V24H167ZM176 23V22H175ZM214 23H216L215 21H214ZM228 23H230V22H228ZM228 23H226V24H228ZM246 23H248V22H246ZM92 24V25H93ZM137 24V23H136ZM138 24H139V22H138ZM140 24H141V22H140ZM150 24H148V25H150ZM223 24V23H222ZM242 24V23H241ZM252 24V25H253ZM264 24V23H263ZM105 26H107V23L105 22V24H104ZM122 25V24H121ZM131 25V24H130ZM144 25V26H145ZM163 25H162V27H163ZM176 25V24H175ZM212 25H213V23H212ZM224 26H225V24H223ZM239 25V24H238ZM246 25V24H245ZM119 26V25H118ZM140 26V25H139ZM150 26H152V25H150ZM153 26V27H154ZM227 26V25H226ZM235 26V25H234ZM255 26V25H254ZM264 26V25H263ZM262 26V27H263ZM90 27V26H89ZM115 27V26H114ZM230 27H232L231 25H230ZM235 27H237V26H235ZM235 27H233V28H235ZM240 27V26H239ZM247 27V26H246ZM249 27V26H248ZM252 28V30H253V26H251ZM258 27V26H257ZM257 27H255V28H257ZM261 27V28H262ZM93 28V27H92ZM107 28V27H106ZM106 28H104V29H106ZM126 28V27H125ZM124 28V29H125ZM132 28V27H131ZM167 28L169 29V26H167ZM166 28V29H167ZM227 28V27H226ZM245 28V27H244ZM250 28V27H249ZM260 28V26H259V29H261ZM85 29V30H84ZM97 29V28H96ZM112 29V28H111ZM123 29V30H124ZM152 29V28H151ZM160 29V28H159ZM162 29V28H161ZM171 29V28H170ZM228 29V28H227ZM236 29H238V27L236 28ZM235 29V30H236ZM264 29V28H263ZM86 30H88V31H86ZM93 30H94V28H93ZM128 31H129V29H127ZM141 30V29H140ZM146 30H149V29H146ZM164 30H165V28H164ZM192 30H193V28H192ZM216 30V29H215ZM226 30V29H225ZM229 30V29H228ZM227 30V31H228ZM251 30V31H252ZM258 30V29H257ZM84 31H86L85 33H84ZM128 31H127V33H128ZM151 31V30H150ZM163 31V30H162ZM166 31V30H165ZM195 31H196V29H195ZM201 31H202V29H201ZM223 31H224V28H223ZM232 31V30H231ZM230 31V32H231ZM237 31V30H236ZM251 31L249 32V34L251 33ZM263 31V30H262ZM91 32H93L92 30H91ZM96 32V31H95ZM118 32V31H117ZM130 32V31H129ZM131 32H133V30L131 31ZM168 32V31H167ZM166 32V33H167ZM197 32V31H196ZM203 32H204V29H203ZM212 32V31H211ZM253 32H256V31H253ZM135 33V31L133 32V34ZM143 33V32H142ZM154 33H157V32H154ZM153 33V34H154ZM174 33V32H173ZM195 33V32H194ZM205 33V32H204ZM207 33V32H206ZM205 33V34H206ZM213 33V32H212ZM214 33H216V32H214ZM236 33V35H237V32H235ZM89 34H90V32H89ZM137 34H138V32H137ZM164 34H165V32H164ZM169 33H167V35H168ZM196 34H198V33H196ZM195 34V35H196ZM232 34V33H231ZM248 34V33H247ZM248 34V35H249ZM254 34V33H253ZM100 35V34H99ZM191 35V37H193L194 36V34H190ZM190 35H189V37H190ZM193 35V36H192ZM208 35V34H207ZM233 35V34H232ZM264 35V33L262 34V36ZM86 36H88V35H86ZM90 36V35H89ZM102 36V35H101ZM104 36V35H103ZM114 36V35H113ZM125 36V35H124ZM155 36V35H154ZM182 36H184V33H183V35ZM187 36H188V34H187ZM186 36V37H187ZM197 37L199 36V34L198 35H196ZM206 36V35H205ZM216 36V35H215ZM214 36V37H215ZM230 36V35H229ZM239 36V35H238ZM257 36V35H256ZM91 37V36H90ZM89 37V38H90ZM108 37V36H107ZM120 37V36H119ZM122 37V36H121ZM185 37V36H184ZM195 37V36H194ZM208 37L210 38V37H212L211 35L209 36L208 35ZM236 37V36H235ZM259 34H258V37H256V38H254L255 39V42L253 41V42H251V46H253V43H256V40H257V38L259 39ZM88 38V39H89ZM182 38V37H181ZM213 38V37H212ZM231 38V37H230ZM238 38V37H237ZM246 38V37H245ZM248 38H250V37H248ZM253 38V37H252ZM87 39V42H89V40ZM107 39V38H106ZM105 39V40H106ZM114 39V38H113ZM119 39V38H118ZM128 39V38H127ZM168 39H169V35H168ZM187 39V38H186ZM196 39V38H195ZM194 39V40H195ZM206 39V38H205ZM214 39V41L216 40L215 38H213ZM212 39V40H213ZM226 39V38H225ZM232 39H234V38H232ZM239 39H242L241 41L243 42V40H244V38H239ZM251 39V38H250ZM253 39V40H254ZM260 39H263V37H260ZM259 39V41H261ZM122 40V39H121ZM176 40V39H175ZM188 40V39H187ZM186 40V42H188ZM193 40V41H194ZM196 40H198V39H196ZM195 40V41H196ZM228 40V37H227V39L225 40V41H227ZM231 40V39H230ZM249 40V39H248ZM252 40V39H251ZM96 41V40H95ZM99 41V40H98ZM100 41H101V39H100ZM234 41H236L235 39H234ZM238 41H240V40H238ZM240 41V42H241ZM245 41H246V39H245ZM250 41V40H249ZM249 41H246V43H248ZM258 40H257V42H259ZM264 41V40H263ZM263 41L260 43V45L258 44V43H256L255 45H257V47L258 46H260L261 47V45H263L264 43H263ZM92 43H93V41H91ZM107 42V41H106ZM114 42V41H113ZM198 42H200V41H198ZM198 42L196 41V43L198 44ZM210 42H212L211 41V39H210ZM237 42V41H236ZM239 42V43H240ZM241 42V43H242ZM91 43V45H94V44H92ZM102 43H103V41L102 42H100L99 44H101L102 45ZM108 43V42H107ZM114 43H118V42H114ZM139 43V42H138ZM147 43H148V41H147ZM230 43H232V42H230ZM245 42H243V44H244ZM89 44V43H88ZM121 44V43H120ZM130 44V43H129ZM145 45V43H143V41H142V44L141 45ZM195 44V43H194ZM211 44H213V43H211ZM228 44V43H227ZM249 44H250V42H249ZM91 45H90V47H91ZM105 45V44H104ZM119 45V44H118ZM126 45V44H125ZM139 45V44H138ZM141 45L139 46L140 48H141ZM148 45V44H147ZM210 45V44H209ZM230 45V44H229ZM235 45V44H234ZM240 45V44H239ZM254 45V46H255ZM84 46V45H83ZM110 46V45H109ZM114 46V45H113ZM134 46V45H133ZM174 46H175V44H174ZM211 46H214V45H211ZM217 46V45H216ZM243 46V45H242ZM69 47V48H68ZM118 47V46H117ZM127 47V46H126ZM132 47V46H131ZM138 47V46H137ZM138 47V48H139ZM217 47H220V46H217ZM244 47V46H243ZM247 47V46H246ZM245 47V48H246ZM66 48H68L67 50H66ZM128 48V47H127ZM135 48V47H134ZM203 48H205V47H203ZM221 48V47H220ZM230 48H231V46H230ZM239 48V47H238ZM254 49H255V47H253ZM264 48V47H263ZM88 49V48H87ZM92 49V48H91ZM101 49V48H100ZM117 49V48H116ZM143 49H144V47H143ZM146 49V48H145ZM219 49V48H218ZM253 49V50H254ZM58 50H61V49H58ZM58 50H56V51H58ZM113 50V49H112ZM201 50V49H200ZM235 50V49H234ZM244 50H246V49H244ZM244 50H242V51H244ZM255 50H257V49H255ZM254 50V51H255ZM258 50H260V51H264V50H261L259 47H258ZM116 51H118V50H116ZM129 51V50H128ZM202 51V50H201ZM238 51V50H237ZM250 50H248L247 49V52H249ZM253 51V52H254ZM59 52V51H58ZM77 54L80 52V47H79V49H77ZM76 52H72L71 53V55L73 54V53H76ZM106 52V51H105ZM120 53H121V51H119ZM246 52V51H245ZM257 52V51H256ZM60 53H62V52H60ZM81 53V52H80ZM97 53V52H96ZM98 53H100V52H98ZM132 53V52H131ZM233 53V52H232ZM242 53V52H241ZM252 53V52H251ZM259 53V52H258ZM263 53V52H262ZM115 54V53H114ZM113 54V55H114ZM126 54V53H125ZM124 54V55H125ZM192 54V53H191ZM190 54V55H191ZM211 54V53H210ZM216 54V53H215ZM239 54V53H238ZM246 54H248V53H246ZM250 54V53H249ZM261 54V53H260ZM59 55V53L58 54H56V56H58ZM62 55V54H61ZM99 55V54H98ZM103 55V54H102ZM117 55H119V53H117ZM73 56V55H72ZM120 56V55H119ZM126 56V55H125ZM125 56L123 57V58H125ZM130 56V55H129ZM216 56H217V54H216ZM251 56V55H250ZM87 57V56H86ZM121 58H122V56H120ZM133 57V55H131V57L130 58H132ZM207 57V56H206ZM209 57V56H208ZM213 57V56H212ZM218 58H219V56H217ZM247 57V56H246ZM254 57V56H253ZM252 57V58H253ZM45 58H47V59H45ZM92 58V57H91ZM115 58V57H114ZM205 58V57H204ZM211 58V57H210ZM221 58V57H220ZM245 58V57H244ZM262 58H263V56H262ZM262 58H260V61H261V59ZM44 59V60H43ZM49 59V60H48ZM119 59V58H118ZM129 59V58H128ZM201 59H203V58H201ZM208 59V58H207ZM213 59H214V57H213ZM243 59V58H242ZM247 59V58H246ZM245 59V60H246ZM256 59V58H255ZM50 61L51 63H52V65H51V63H50V66H52V68H50L49 66L48 67H46V63H44L45 61ZM57 60V61H56ZM65 60H69V58L67 57V59L65 58ZM212 60V59H211ZM218 60V59H217ZM216 60V61H217ZM237 60V59H236ZM244 60V59H243ZM249 60V59H248ZM253 60V59H252ZM53 61H56V62H53ZM79 61V60H78ZM105 61V60H104ZM122 61V60H121ZM257 61V60H256ZM255 61V62H256ZM262 61H264V60H262ZM63 62V63H62ZM76 62V61H75ZM120 62V61H119ZM211 62H214L213 60L211 61ZM221 62H223L222 61V59H221ZM250 62H251V59H250ZM258 62H259V60H258ZM58 63V64H57ZM68 63H69V65H68ZM94 63V62H93ZM92 63V64H93ZM123 63H124V61H123ZM142 63H143V61H142ZM209 63V62H208ZM218 63V62H217ZM225 63V62H224ZM230 63V62H229ZM228 63V64H229ZM238 63V62H237ZM236 63V64H237ZM248 63H249V61H248ZM253 63V62H252ZM252 63L250 64V65H252ZM263 63V62H262ZM46 64V65H45ZM80 64V63H79ZM203 64V63H202ZM211 64V63H210ZM214 64V63H213ZM219 64V63H218ZM231 64V63H230ZM235 64V65H236ZM242 64H243V62H242ZM44 65H45V67H44ZM57 65V66H56ZM61 65V66H60ZM108 65V64H107ZM107 65H105V66H107ZM117 65V64H116ZM189 65V64H188ZM217 65V64H216ZM226 65V64H225ZM247 65V64H246ZM256 65H258V64H256ZM54 66H56V68H53ZM72 66V65H71ZM88 66V65H87ZM120 66V65H119ZM192 66V65H191ZM194 66H196V64L194 65ZM229 66V65H228ZM227 66V67H228ZM232 66V65H231ZM254 66V65H253ZM252 66V67H253ZM259 66H261V65H259ZM264 66V65H263ZM43 67V68H42ZM68 67V68H67ZM82 67V66H81ZM124 67V66H123ZM122 67V68H123ZM181 67V66H180ZM185 67V66H184ZM217 68H218V66H216ZM221 68H223L222 66H220ZM256 67V66H255ZM262 67V66H261ZM42 68V69H41ZM75 68H77V67H75ZM75 68H73V69H75ZM94 68V67H93ZM111 68H113V67H111ZM110 68V69H111ZM117 68V67H116ZM122 68H121V66H120V70H122ZM188 68V67H187ZM212 68H214V67H212ZM212 68H210V69H212ZM226 68V67H225ZM258 68V67H257ZM89 69V68H88ZM126 68H123V72H124V70H125ZM182 69V68H181ZM180 69V70H181ZM199 69V68H198ZM201 69V68H200ZM204 69H205V67H204ZM249 69H250V66H249ZM252 69V68H251ZM250 69V70H251ZM42 70L43 71H45V72H43L42 73ZM105 70V69H104ZM119 70V71H120ZM183 70V69H182ZM181 70V71H182ZM196 70V69H195ZM209 70V69H208ZM215 70H217V69H215ZM218 70H219V68H218ZM220 70H225V69H220ZM229 70V69H228ZM263 70H264V68H263ZM262 69H261V71H263ZM65 71V70H64ZM82 71H83V69H82ZM81 71V72H82ZM191 71V70H190ZM190 71H188L189 73H190ZM240 71V70H239ZM254 71V70H253ZM260 71V70H259ZM260 71V72H261ZM67 73H68V75H69V72H70V69H69V72L68 71H66ZM183 72V71H182ZM203 72V71H202ZM236 72H238V71H236ZM244 72V71H243ZM242 72V73H243ZM256 72L257 73H259L260 74V72H258L257 70H256ZM97 73H98V71H97ZM197 73V72H196ZM199 73V72H198ZM197 73V74H198ZM205 73H206V71H205ZM207 73H208V71H207ZM222 73L224 74L225 73V71H222ZM241 73V72H240ZM246 73V72H245ZM250 72H248V74H249ZM44 74V75H43ZM56 74V73H55ZM88 74V73H87ZM115 74V73H114ZM184 74V73H183ZM187 74V73H186ZM196 74V77L197 76H199V74L197 75ZM222 74V75H223ZM226 74V73H225ZM228 74V73H227ZM236 74V73H235ZM251 74V77L253 76V74H252V72L250 73ZM250 74L249 75H246V76H249L250 77ZM258 74V75H259ZM264 74V73H263ZM263 74H262V76H263ZM51 75V76H50ZM60 75H61V77H62V80L63 81H65L66 79L68 80V81H72V78H69V77H67V75L64 73V72H62V71H60ZM82 75V74H81ZM104 75V74H103ZM112 75V74H111ZM192 75V74H191ZM208 75V74H207ZM206 75V76H207ZM245 75V74H244ZM58 76V77H57ZM92 76H93V74H92ZM90 74H88V78L85 76V78H87V80L89 79V77H90V80L91 79H94L93 77H92ZM96 76V75H95ZM181 76H182V73H181ZM186 76V75H185ZM193 76V75H192ZM201 76H203V75H201ZM200 76V77H201ZM239 76V75H238ZM241 76H243L242 74H241ZM240 76V78H242ZM260 76V75H259ZM259 76H258V78H259ZM46 77H48V78H46ZM55 79V81H56V84L58 85V86H56V84L54 83L55 81L52 79ZM55 77V78H54ZM97 78H98V81L100 80V77H101V75H100V77L99 76H96ZM183 77V76H182ZM182 77H179V78H181L182 79ZM189 77V76H188ZM219 77V76H218ZM223 77V76H222ZM227 77V76H226ZM225 77V78H226ZM232 76H230V78H231ZM237 77V76H236ZM255 77H256V75H255ZM264 77V76H263ZM77 78V77H76ZM75 78V79H76ZM96 78V79H97ZM107 78V77H106ZM186 78V77H185ZM195 78V77H194ZM204 78V77H203ZM208 78V77H207ZM207 78H205V79H207ZM224 78V77H223ZM239 78V77H238ZM248 78V77H247ZM252 78H254V76L252 77ZM49 79V80H48ZM52 79V80H51ZM80 79V78H79ZM119 79V78H118ZM180 79V80H181ZM189 79H191L190 77H189ZM212 79H213V77H212ZM211 79V80H212ZM218 78H216V79H213V80H215L214 82H216V80H217ZM220 79V78H219ZM237 79V78H236ZM255 79V78H254ZM42 81L43 83H45V84H49L50 82V84H55V91L53 90V88H45L44 90H39L38 88H37V83H38V81ZM61 80V79H60ZM95 80V79H94ZM112 79H110V81H111ZM117 80V78L115 79V81ZM212 80V81H213ZM221 80V79H220ZM225 80V81H224ZM228 80H229V78H228ZM244 80H246V77H245V79ZM243 80V81H244ZM250 80V79H249ZM261 80V79H260ZM263 80V79H262ZM54 81V82H53ZM89 81V80H88ZM92 81V80H91ZM91 81L89 82V83H91ZM188 82H189V80H187ZM192 81V80H191ZM190 81V82H191ZM210 81V80H209ZM218 81V80H217ZM222 81H224L225 83L227 82V80L226 79H222ZM230 81V80H229ZM78 82H81L80 80L79 81H77V83ZM95 82H97V81H95ZM100 82V81H99ZM106 82V81H105ZM185 82V81H184ZM203 81H202V79H201V83H202ZM221 82V81H220ZM231 82V81H230ZM245 82V81H244ZM243 82V83H244ZM255 82V81H254ZM254 82H253V85H250V86H254ZM262 82V81H261ZM264 82V81H263ZM187 83V82H186ZM210 83V82H209ZM209 83H207V84H209ZM219 83V81L217 82V83H215V84H218ZM249 83V82H248ZM251 83V82H250ZM81 84V83H80ZM92 84V83H91ZM187 84H189V85H191V84H194V83H192L191 82V84L190 83H187ZM210 84H212V83H210ZM214 83L212 84V86L213 85H215ZM228 84V83H227ZM262 84H264V83H262ZM89 86H91L90 84H88ZM96 85H97V83H96ZM225 84H223V86H224ZM93 86V85H92ZM99 86V85H98ZM193 86V85H192ZM221 86V85H220ZM223 86H222V88H223ZM232 86H233V84H232ZM231 86V87H232ZM237 86V85H236ZM243 86V85H242ZM242 86H240V87H242ZM244 86H246V84H244ZM243 86V87H244ZM247 86H248V84H247ZM261 86V85H260ZM260 86H259V88H260ZM193 87H195V85L193 86ZM192 87V88H193ZM202 86H200V88H201ZM208 87H211V86H208ZM208 87H206V88H208ZM214 87H217V86H214ZM257 87V86H256ZM187 88V87H186ZM190 88V87H189ZM197 88V86L193 89V90H195ZM199 88V87H198ZM199 88V89H200ZM254 88V87H253ZM259 88H257V90L256 91H258V89ZM88 90H89V87L87 88ZM98 89V88H97ZM97 89H95V90H97ZM102 89V88H101ZM218 89V88H217ZM220 89H221V87H220ZM93 90V89H92ZM91 90V91H92ZM190 90V89H189ZM198 90V89H197ZM207 90V89H206ZM211 90H213V89H211ZM211 90H210V92H211ZM216 90V89H215ZM224 91V88L223 89H221V91ZM243 90V89H242ZM241 90V91H242ZM247 90V89H246ZM255 90V89H254ZM38 91H39V93L41 92V95L38 93ZM91 91H89V92H91ZM181 91V90H180ZM190 91H192V89L190 90ZM189 91V92H190ZM234 90H232V92H233ZM241 91L239 92V90H238V92L239 93H241ZM82 92V91H81ZM103 92V91H102ZM106 92V91H105ZM179 92V91H178ZM185 92V91H184ZM193 92V91H192ZM203 92V91H202ZM204 92H208V91H205L204 90ZM204 92H203V94H204ZM218 92H220L219 90H218ZM107 93V92H106ZM180 93V92H179ZM212 93V95H214L213 93H214V90H213V92H211ZM234 93V92H233ZM41 96H39V95ZM191 94V93H190ZM208 94V93H207ZM216 94L218 95V93L216 92ZM225 94V93H224ZM36 95H38L39 96V98H36ZM108 95V94H107ZM177 95V94H176ZM178 95H180V94H178ZM177 95V96H178ZM230 95V94H229ZM242 95V94H241ZM261 95H262V92H261ZM76 96V95H75ZM204 96H206V95H204ZM211 96V94L209 95V97ZM248 96V95H247ZM32 97V98H31ZM203 97V96H202ZM214 97H216L215 95H214ZM223 97V96H222ZM227 97H229V96H227ZM244 97V96H243ZM261 97V96H260ZM33 98H36V99H33ZM40 98H42V100H40ZM212 98V97H211ZM217 98V97H216ZM215 98V99H216ZM38 99V100H37ZM262 99V98H261ZM55 100H57V99H55ZM65 100V99H64ZM73 100V99H72ZM263 100H264V98H263ZM33 101H36V104L38 103V107L37 106H35L34 105V103H33ZM37 101H39V102H37ZM41 101H43V102H41ZM58 101V100H57ZM222 101H224V100H222ZM243 101H246V99L245 100H243ZM56 102V101H55ZM60 102V101H59ZM65 102V101H64ZM218 102V101H217ZM249 102V101H248ZM67 103V102H66ZM219 103V102H218ZM224 103V102H223ZM252 103V102H251ZM57 104V103H56ZM236 104V103H235ZM245 104V103H244ZM258 104V103H257ZM263 104H264V102H263ZM65 105V104H64ZM73 105H75L76 106V104H73ZM81 105V104H80ZM194 105V104H193ZM192 105V106H193ZM261 105H262V103H261ZM72 106V105H71ZM221 106H222V103H221ZM225 106V105H224ZM65 107V106H64ZM67 107V106H66ZM73 107V106H72ZM96 107V106H95ZM228 107V106H227ZM254 107V106H253ZM67 108H69V106L67 107ZM84 108V107H83ZM86 108H87V106H86ZM100 108V107H99ZM109 108H110V106H109ZM190 108V107H189ZM192 108H195L194 106L192 107ZM213 108V107H212ZM216 108H218V107H216ZM216 108H214V109H216ZM223 108V107H222ZM226 107H224V109H225ZM65 109V108H64ZM77 109V108H76ZM94 109V108H93ZM191 109V108H190ZM189 109V110H190ZM196 109V108H195ZM194 109V110H195ZM223 109V110H224ZM261 108H259V110H260ZM65 110H67V109H65ZM88 110V109H87ZM87 110H86V112H87ZM212 110V109H211ZM217 110V109H216ZM62 111V110H61ZM72 111L74 112V110H71V112L69 111V113H68V111H63V112H65V113H67L66 115H69L70 116V113H72ZM191 111V110H190ZM210 111V110H209ZM229 111V110H228ZM63 112H61L62 113V115L64 116V114H63ZM254 112V111H253ZM77 114L75 115V117L76 118H82V120L81 121H75V119H72L73 121H75L74 123H72V124H70V126L71 127H76V128H83L82 126H84L85 127V125H86V122H85V119H86V117H85V112L83 113L82 112V110H80V112H76ZM90 113V112H89ZM216 113V112H215ZM229 113V112H228ZM228 113H226V114H228ZM231 113V112H230ZM257 113V112H256ZM262 113V112H261ZM59 114V113H58ZM87 114H88V112H87ZM102 114V113H101ZM100 114V115H101ZM66 115H65V118H66ZM211 115V114H210ZM239 115H240V113H239ZM245 115V114H244ZM104 116V115H103ZM218 116V115H217ZM57 116H55L54 118H56ZM60 118H61V115L59 116ZM167 117V116H166ZM211 117V116H210ZM230 117H232L231 115H230ZM234 117V116H233ZM236 117V116H235ZM258 117V116H257ZM263 117V116H262ZM60 118H57V119H60ZM68 118H70V117H68ZM218 118H219V116H218ZM224 118V117H223ZM226 118V117H225ZM249 118V117H248ZM254 118V117H253ZM252 118V119H253ZM61 119H63V118H61ZM214 119H216V118H214ZM243 119V118H242ZM230 120V119H229ZM228 120V121H229ZM258 120V119H257ZM65 121H67V118H66V120H64V122ZM70 121V120H69ZM87 121V120H86ZM214 121V120H213ZM219 121H220V119H219ZM232 121H233V119H232ZM237 121V120H236ZM242 121L243 120H241V122L240 121H238V122H240L239 124H241L242 123ZM259 121V120H258ZM51 122V120L49 121V123ZM61 122V121H60ZM59 122V124H62V123H60ZM63 122V123H64ZM215 122H216V120H215ZM222 122V121H221ZM225 122H226V120H225ZM234 122V121H233ZM90 123V122H89ZM88 123V124H89ZM224 123V122H223ZM222 123V124H223ZM227 123L228 122H226V126H227ZM237 123V122H236ZM47 124H48V122H47ZM58 124V123H57ZM56 124V125H57ZM65 124V123H64ZM85 124V125H84ZM219 124V123H218ZM225 124V123H224ZM223 124V125H224ZM262 123H260V124H258V125H261ZM50 125V124H49ZM65 125H67V124H65ZM97 125V124H96ZM103 125V124H102ZM107 125V124H106ZM111 125V124H110ZM230 125V124H229ZM51 126V125H50ZM59 126V125H58ZM91 126V125H90ZM116 126V125H115ZM225 126V127H226ZM237 126H239V125H237ZM257 126V125H256ZM61 127V126H60ZM67 127H68V125H67ZM99 127H100V125H99ZM233 127V126H232ZM231 127V128H232ZM54 128V127H53ZM88 128H89V126H88ZM108 128V127H107ZM231 128H229L231 131H233ZM237 128V127H236ZM235 128V129H236ZM43 129L46 131V128H44L43 127ZM42 129V130H43ZM60 129V128H59ZM70 129V128H69ZM111 129V128H110ZM235 129H234V131H235ZM259 129V128H258ZM262 129H263V127H262ZM44 130H43V133H45L44 132ZM56 130V129H55ZM64 130V129H63ZM63 130H62V132H63ZM71 130H75V128H73V129H71ZM78 130V129H77ZM77 130H76V133H77ZM112 130L113 129H111L110 131L112 132ZM135 130V129H134ZM251 130V129H250ZM249 130V131H250ZM50 132L51 131H53V130H49ZM102 131V130H101ZM232 132V137L234 136L233 134L235 133V132ZM61 132V131H60ZM97 132V131H96ZM106 132V131H105ZM109 132V131H108ZM262 132V131H261ZM70 133H71V131H70ZM94 133H95V131H94ZM98 133V132H97ZM110 133V132H109ZM230 133V132H229ZM244 133V132H243ZM245 133H246V131H245ZM255 133H256V131H255ZM53 134V133H52ZM52 134H49V136L50 135H52ZM56 134V133H55ZM67 134H68V132H67ZM108 134V133H107ZM113 134H115V133H113ZM250 134V133H249ZM260 134H262L263 135V133H260ZM45 135H48V133H45ZM64 135V134H63ZM71 135H73V132H72V134ZM76 135V134H75ZM75 135H73V138H75V139H77L76 138V136ZM81 135V134H80ZM95 135V134H94ZM101 135V133L99 132V135L98 136H100ZM243 135V134H242ZM262 135H261V137H262ZM57 136V135H56ZM61 136V135H60ZM102 136H104V135H102ZM109 136V135H108ZM246 136V135H245ZM247 136H248V134H247ZM62 137V136H61ZM82 137H83V134H82ZM85 137V136H84ZM88 137V136H87ZM87 137H85L86 139H87ZM94 137V136H93ZM105 137V136H104ZM111 137V136H110ZM229 137V136H228ZM235 137L236 136H234V140H235ZM69 138H71L70 136H69ZM80 138V137H79ZM84 138V140H86ZM90 138H91V136H90ZM101 138V137H100ZM254 138V137H253ZM97 139V138H96ZM95 139V140H96ZM170 139V138H169ZM218 139V138H217ZM226 139V138H225ZM225 139H224V141H225ZM54 140V139H53ZM57 140V139H56ZM58 140H59V137H58ZM62 140V139H61ZM61 140H60V142H61ZM72 140V139H71ZM92 140V139H91ZM121 141L123 140V141H125V139H120ZM119 140V142H120V144L122 143L121 141ZM219 140V139H218ZM218 140H216V141H218ZM221 140V139H220ZM231 140H232V138H231ZM254 140V139H253ZM52 141V140H51ZM64 141V140H63ZM102 141V140H101ZM127 141V140H126ZM175 142H176V140H174ZM39 142H41V144L39 143ZM54 142V141H53ZM56 142V141H55ZM59 142V141H58ZM70 142H73V141H70ZM85 142L86 141H84V144H85ZM94 142H96V141H94ZM219 142V141H218ZM217 142V143H218ZM222 142V141H221ZM227 142H228V139H227ZM103 143H104V141H103ZM125 143V142H124ZM128 143V142H127ZM237 143V142H236ZM264 143V142H263ZM39 144H40V146H39ZM65 144V143H64ZM70 144H72V143H70ZM70 144H67V145H70ZM219 144H222V143H219ZM254 144V143H253ZM252 144V145H253ZM99 145V144H98ZM101 145V144H100ZM103 145V144H102ZM232 145V144H231ZM235 145V144H234ZM234 145H233V147H234ZM241 145V144H240ZM257 145V144H256ZM104 146V145H103ZM176 146V145H175ZM223 146V145H222ZM222 146H220V147H222ZM236 146V145H235ZM259 145H257V147H258ZM97 147V146H96ZM177 147V146H176ZM240 147H243V145H241V146H239V148ZM262 147H263V144H262ZM77 148V147H76ZM82 148H83V146H82ZM81 147H80V151L82 152L83 150V152L84 153H82V154H87L86 152H85V148L83 149V150H81L82 149ZM87 148V147H86ZM169 148V147H168ZM99 149V148H98ZM224 149V148H223ZM241 149V148H240ZM251 149V148H250ZM76 150V149H75ZM78 150V149H77ZM76 150V151H77ZM77 151V152H79V154H81V152L80 151ZM93 150V149H92ZM95 150H97V149H95ZM103 150V149H102ZM192 150V149H191ZM249 150V149H248ZM255 150V149H254ZM264 150V149H263ZM262 150V151H263ZM52 151V150H51ZM91 151V150H90ZM89 151V152H90ZM188 151V150H187ZM224 151V150H223ZM234 151H236V150H234ZM250 151V150H249ZM248 151V152H249ZM260 151H261V148H260ZM104 152V151H103ZM188 152H190V151H188ZM192 152V151H191ZM177 153H178V151H177ZM229 153H230V151H229ZM242 153L243 152H241L240 154L242 155ZM44 154V155H43ZM53 154H55V152L53 153ZM57 154V153H56ZM82 154L80 155V156H82ZM89 154H91V153H89ZM97 154V153H96ZM166 154H168V153H166ZM176 154V153H175ZM175 154H173L172 153V155H175ZM231 154L233 155V153L231 152ZM236 154H237V152H236ZM239 154V155H240ZM263 154V153H262ZM234 155H235V153H234ZM43 156H45V159H44V157ZM54 157H55V155H53ZM64 156V155H63ZM98 156V155H97ZM140 156H142V154L140 155ZM152 156V155H151ZM184 157L186 156V155H183ZM183 156H182V159H183ZM224 156H226L227 157V155L226 154H224ZM229 156V155H228ZM252 156H253V154H252ZM46 157H48V158H46ZM57 157H58V155H57ZM60 157H62V155H60ZM66 157V156H65ZM64 157V158H65ZM170 157H171V155H170ZM172 157H175V156H172ZM178 157V156H177ZM188 157V156H187ZM236 157H237V155H236ZM238 157H240V156H238ZM43 158V159H42ZM63 158V157H62ZM68 158V157H67ZM70 158V157H69ZM112 158V156L109 158V159H106V160H109V162H108V165H115V164H111L110 163V159ZM139 158V157H138ZM199 158V157H198ZM235 158V157H234ZM243 158V157H242ZM256 158V157H255ZM262 158H263V155H262ZM58 159V158H57ZM101 159V158H100ZM143 159H144V156H143ZM208 159V158H207ZM221 159V158H220ZM241 159V158H240ZM260 159V158H259ZM44 162H43V161ZM71 160H73V159H71ZM99 160V159H98ZM102 160V159H101ZM169 160V159H168ZM191 159H189V162L190 163H192L191 161H190ZM222 160V159H221ZM220 160V161H221ZM242 160V159H241ZM255 160V159H254ZM253 160V161H254ZM264 160V159H263ZM63 161H66L67 163H70V161L67 159V160H62V162H59V163H62L63 164ZM69 161V162H68ZM77 161V160H76ZM95 161V160H94ZM173 161V160H172ZM257 161V160H256ZM255 161V162H256ZM50 162V161H49ZM66 162H64L65 164H66ZM72 162V161H71ZM77 162H80V160L79 161H77ZM76 162V163H77ZM107 162V161H106ZM119 162H121V161H119ZM184 162V161H183ZM217 162V161H216ZM221 162H223V161H221ZM230 162V161H229ZM260 162V161H259ZM73 163V162H72ZM224 163V162H223ZM227 163V162H226ZM239 163V162H238ZM243 163V162H242ZM246 163V162H245ZM41 164H45V165H43L44 167H42V165ZM107 164V163H106ZM118 164V163H117ZM121 164V163H120ZM248 164V163H247ZM255 164V163H254ZM55 166H56V164H54ZM60 165V164H59ZM79 165V164H78ZM104 165L105 164H102L101 166H103L104 167ZM172 165H174V164H172ZM216 165V164H215ZM222 165V163H220V167H223V166H221ZM239 165V164H238ZM246 165V164H245ZM252 165V164H251ZM46 166H48V165H46ZM64 166V165H63ZM62 166V167H63ZM95 166V165H94ZM110 166H108V167H110ZM217 166H219L218 164H217ZM225 166H227V165H225ZM247 166V165H246ZM48 167H50V164H49V166ZM52 167H53V165H52ZM56 167H58V166H56ZM56 167H54V168H56ZM174 167V166H173ZM234 167V166H233ZM232 167V168H233ZM237 167V166H236ZM253 167H255V166H253ZM76 168V167H75ZM83 168V167H82ZM94 168V167H93ZM92 168V169H93ZM98 168V167H97ZM101 168V167H100ZM172 168V167H171ZM198 168V167H197ZM201 168V167H200ZM230 168V167H229ZM112 169L114 170V167H112ZM111 169V170H112ZM247 169V168H246ZM263 169V168H262ZM49 170H51V169H49ZM63 170V169H62ZM72 170V169H71ZM112 170V171H113ZM169 170H170V168H169ZM186 170V169H185ZM225 170H226V168H225ZM251 170V169H250ZM253 171H254V169H252ZM264 170V169H263ZM54 171H56V170H54ZM64 171V170H63ZM63 171H61V172H63ZM88 171V170H87ZM115 171H116V169H115ZM114 171V172H115ZM184 171V170H183ZM202 171V170H201ZM216 171V170H215ZM230 171H232V170H230ZM252 171V172H253ZM73 173H75V171H72ZM106 172V171H105ZM110 171H107V173H109ZM114 172H112V173H114ZM182 172V171H181ZM196 172V171H195ZM226 172V171H225ZM233 173L235 172V171H232ZM244 172V171H243ZM262 172H264V171H261L260 173H262ZM60 173V172H59ZM85 173H86V171H85ZM94 173V172H93ZM112 173L110 174V175H112ZM198 173H199V171H198ZM202 173H203V171H202ZM221 173V172H220ZM222 173H224V172H222ZM221 173V174H222ZM228 173V172H227ZM231 173V172H230ZM237 173V172H236ZM242 173V172H241ZM251 173V172H250ZM64 174V173H63ZM72 174V173H71ZM79 174V173H78ZM184 174V173H183ZM207 174H209V173H206V174H204V175H206L207 176ZM245 174V173H244ZM87 175V174H86ZM107 175V174H106ZM114 175V174H113ZM210 175V174H209ZM214 175H215V173H214ZM223 175H225V174H223ZM248 176H249V174H247ZM71 176V175H70ZM73 176H76L75 174H73ZM115 176V175H114ZM190 176V175H189ZM218 176V171H217V175H216V177ZM228 176V175H227ZM226 176V177H227ZM243 176V175H242ZM260 176H263L262 174L260 175ZM64 177H66L65 175H64ZM72 177V176H71ZM106 177V176H105ZM214 178H215V176H213ZM211 178L212 180L214 179V178ZM251 177V175L248 177L249 179H250V181L252 180V179H254V178H250ZM253 177V176H252ZM43 178V177H42ZM45 178V177H44ZM76 178V177H75ZM78 178V177H77ZM191 178V177H190ZM210 178V177H209ZM230 178V177H229ZM242 178V177H241ZM256 178V177H255ZM66 179H68V177L66 178ZM107 178H105V180H106ZM222 179H223V177H222ZM227 179V178H226ZM232 179V178H231ZM259 178H257V180H258ZM191 180V179H190ZM209 180V179H208ZM207 179H206V181L207 182H209ZM254 180H256V179H254ZM257 180H256V182H257ZM262 180V179H261ZM36 181H41V182H38V183H40V184H38V183H36ZM48 181H50V180H48ZM58 181V180H57ZM108 181V180H107ZM187 181V180H186ZM214 181H216V180H214ZM242 181V180H241ZM248 181V180H247ZM246 181V182H247ZM55 182V181H54ZM70 182H72V181H70ZM76 181L75 180H73V183H75ZM95 182V181H94ZM163 182H165V181H163ZM204 182H205V180H204ZM203 182V183H204ZM213 182V181H212ZM228 182V181H227ZM227 182H225V184L227 183ZM231 182V181H230ZM252 182V181H251ZM250 182V183H251ZM260 182H263V181H260ZM35 183L37 184V185H35ZM48 183H50V182H48ZM48 183H45V185H47ZM135 183V182H134ZM190 183V182H189ZM193 183V182H192ZM206 183V182H205ZM233 183V182H232ZM237 180H236V185H237ZM254 183V182H253ZM258 183V182H257ZM257 183H255V186L257 185ZM264 183V182H263ZM95 184V183H94ZM186 184V183H185ZM211 184V183H210ZM215 184V183H214ZM230 184V183H229ZM260 184V183H259ZM262 184V183H261ZM41 187H40V186ZM73 185V184H72ZM79 185V184H78ZM137 185V184H136ZM187 185H188V183H187ZM190 185V184H189ZM195 185V184H194ZM202 185H204V184H202ZM234 185V184H233ZM252 186L254 185V184H251ZM44 186V185H43ZM51 186V185H50ZM75 186H76V184H75ZM81 186V185H80ZM193 186V185H192ZM208 186V185H207ZM214 186V185H213ZM215 186H216V184H215ZM214 186V187H215ZM222 186H224V182H223V185ZM231 186V185H230ZM248 186V184H246V187ZM251 186V187H252ZM255 186L254 187H252L251 188V190H253V188H255ZM259 186H261V185H259ZM36 187V188H35ZM47 187H49V185H47L46 186V188H45V186L43 187V188H45V189H49V188H47ZM206 186H204L203 188H205ZM219 187V186H218ZM218 187H216V189L218 188ZM221 187V186H220ZM238 187H239V183H238ZM241 187V186H240ZM239 187V188H240ZM244 187V186H243ZM250 187V186H249ZM249 187H247V189H249ZM264 187V186H263ZM43 188H42V190H43ZM126 188V187H125ZM202 188V187H201ZM212 188V187H211ZM224 188V187H223ZM233 188V187H232ZM245 188V187H244ZM243 188V189H244ZM260 188V187H259ZM44 189V190H45ZM189 189H190V186H189ZM206 189V188H205ZM246 189V190H247ZM257 189V188H256ZM256 189H255V191H256ZM43 190V191H44ZM82 192H85V188H83L82 187ZM187 190V189H186ZM195 190H197L196 188H195ZM201 190V189H200ZM217 190H219V188L217 189ZM236 190H238V188L236 189ZM242 190V189H241ZM240 190V191H241ZM262 190V189H261ZM264 190V189H263ZM262 190V191H263ZM50 191V190H49ZM95 191V190H94ZM93 191V192H94ZM205 191V190H204ZM220 191H225L224 189L222 190V188H221V190ZM219 191V193H221ZM243 191V190H242ZM250 191V190H249ZM254 191V190H253ZM252 191V192H253ZM260 191V190H259ZM46 192V190L44 191V193ZM86 192H88V190L86 191ZM85 192V193H86ZM97 192V191H96ZM192 192V191H191ZM197 192V191H196ZM195 192V193H196ZM209 192H210V190H209ZM218 192V191H217ZM228 191H226L224 194H226ZM236 192V191H235ZM235 192H233V193H235ZM246 192V191H245ZM247 192H248V190H247ZM37 195H36V194ZM47 194H49L48 192H46ZM46 193H45V195H46ZM50 193H51V191H50ZM53 193H54V191H53ZM84 193V194H85ZM218 193V194H219ZM223 193H222V195H223ZM237 193V192H236ZM249 193V192H248ZM258 193V192H257ZM263 193V192H262ZM83 194V193H82ZM84 194H83V196H84ZM95 194V193H94ZM205 194V193H204ZM208 194H210V193H208ZM213 194H215V191L213 192ZM230 194V193H229ZM241 194V196L243 197V192L242 193H240ZM245 195H246V193H244ZM264 194V193H263ZM36 195V196H35ZM55 195V194H54ZM54 195H51V196H53L54 197ZM78 195V194H77ZM238 195H239V193H238ZM237 195V196H238ZM256 195V194H255ZM38 196H41V197H38ZM49 196H50V194H49ZM56 197H57V194L55 195ZM96 196V195H95ZM194 196V195H193ZM197 196V195H196ZM212 196V195H211ZM218 196H220V195H218ZM225 195H223V197H224ZM235 196V195H234ZM236 196V197H237ZM248 195H246V197H247ZM253 196H254V194H253ZM46 197H48V196H46ZM188 197V196H187ZM195 197V196H194ZM201 197V196H200ZM221 197V196H220ZM222 197V198H223ZM241 197V198H242ZM257 197V196H256ZM40 200H39V199ZM186 198V197H185ZM209 198V197H208ZM258 198H260V197H258ZM262 198V197H261ZM41 199H42V201H41ZM51 199V200H50ZM183 199V198H182ZM207 199V198H206ZM237 199H239V198H237ZM249 199V198H248ZM248 199H245V200H248ZM202 200H204V199H202ZM236 200V199H235ZM235 200H233L232 199V201H235ZM242 200H243V198H242ZM261 200H263V198L261 199ZM49 201V202H48ZM50 201L52 202L51 204L53 205H51V206H49L50 205ZM61 201V203L63 204V202H64V200H63V202H62V200H60ZM205 201V200H204ZM209 200H207V202H208ZM212 201V200H211ZM215 201H216V199H215ZM260 201V200H259ZM70 202H75V201H70ZM70 202H69V204H70ZM171 202V201H170ZM170 202H169V204H170ZM201 203L203 202V201H200ZM227 202V201H226ZM257 202V201H256ZM42 203V204H41ZM46 203V204H45ZM49 203V204H48ZM60 203V204H61ZM205 203V202H204ZM210 203V202H209ZM222 203V202H221ZM229 203V202H228ZM230 203H232V205H233V202H230ZM239 203V202H238ZM237 203V204H238ZM241 203V202H240ZM243 203L245 204L246 202H244L243 201ZM248 203V202H247ZM261 203V202H260ZM44 204V205H43ZM75 204H78V202L77 203H75ZM166 204V203H165ZM203 204V203H202ZM206 204V203H205ZM213 204V203H212ZM220 204V203H219ZM235 204V203H234ZM237 204H235V205H237ZM263 204V203H262ZM47 205V206H46ZM222 205V207H223V205L224 204H221ZM230 205V204H229ZM232 205H230L229 207H227V209L229 208L230 209V211H231V206ZM242 206H243V204H241ZM248 205H250V204H248ZM248 205H245V206H248ZM252 205V204H251ZM250 205V206H251ZM54 206H60L59 207V212H58V214L56 215L55 214V216L54 215H52V213H54L55 211H52V212H50V208L51 207H53V208H55ZM64 206V205H63ZM85 206V207H84ZM102 206V205H101ZM199 206V205H198ZM208 206V205H207ZM226 206V205H225ZM225 206H224V208H225ZM239 206V205H238ZM242 206H241V209H242ZM83 207V208H82ZM217 207H219V206H217ZM235 207V206H234ZM240 207V206H239ZM263 207H264V205H263ZM53 208H52V210H53ZM84 208H90V209H84ZM223 208V209H224ZM245 208V207H244ZM49 209V210H48ZM56 209V208H55ZM54 209V210H55ZM57 209H56V212H57ZM64 209V210H63ZM70 209V210H69ZM99 209V210H98ZM171 209H172V207H171ZM223 209L221 208V212L223 211ZM226 208L224 209V213L226 212L225 210H227ZM236 209H237V206H236ZM235 209V210H236ZM241 209H239V210H237V211H240ZM247 209V208H246ZM250 209H253L252 207L251 208H249V210ZM256 209H258V208H256ZM255 209V210H256ZM47 210H48V212H50L51 213V216H53V217H50V213H47ZM206 210V209H205ZM212 210V209H211ZM235 210H234V212H235ZM249 210H246V213H245V215L246 214H248V211ZM260 210V209H259ZM258 210V211H259ZM262 210H263V208H262ZM80 211V212H79ZM214 211V210H213ZM218 211H219V209H218ZM237 211H236V213H237ZM244 211H245V209H244ZM253 211H254V209H253ZM77 212H78V214H79V216H77ZM85 214H84V213ZM89 212V213H88ZM205 212V211H204ZM215 212V211H214ZM220 212V213H221ZM232 212V211H231ZM230 212V213H231ZM242 212H243V210H242ZM242 212L240 213L239 212V214H242ZM251 212V211H250ZM256 212V211H255ZM80 213H82L81 215H80ZM218 212H216L215 213V215L217 214ZM235 213V214H236ZM252 213H254V212H252ZM47 214H49V216L47 215ZM63 214H61V215H63ZM208 214H212V212L211 213H206V215H208ZM222 214V213H221ZM70 215H72V216H70ZM212 215H214V213L212 214ZM214 215V216H215ZM218 215H220V214H218ZM217 215V216H218ZM224 215V214H223ZM226 215H229L230 217H231V215L229 214V212H227V214ZM233 215V214H232ZM236 215H238V213L236 214ZM244 215V213L242 214V216ZM245 215H244V217H245ZM259 215H260V212H259ZM258 215V216H259ZM60 216V215H59ZM58 216V217H59ZM81 216V217H80ZM209 216V215H208ZM211 216V215H210ZM225 216V215H224ZM239 216V215H238ZM241 215H240V219H244V217L243 218H241L242 217ZM264 216V215H263ZM47 217H49L48 219H46ZM58 217L56 218L57 220H59L58 219ZM63 218H64V215L62 216ZM212 217V216H211ZM223 218V216H219L217 219H219V220H221L222 218ZM226 217V216H225ZM229 217V218H230ZM247 217V216H246ZM248 217H249V215H248ZM252 217V216H251ZM250 217V218H251ZM255 217H256V214H255ZM71 218H69V219H71ZM182 218V217H181ZM200 218H201V216H200ZM206 218H207V216H206ZM213 218V217H212ZM232 218H234V217H231V219ZM254 218V217H253ZM260 218V217H259ZM263 218V217H262ZM84 219H86V220H88L87 219V217L85 216V218L83 217V220ZM204 219V218H203ZM227 220H228V218H226ZM237 219V218H236ZM209 220V219H208ZM215 220H216V218H215ZM218 220V221H219ZM224 220H225V218H224ZM233 220V219H232ZM245 220V219H244ZM244 220H243V222H242V224L244 223ZM251 220V219H250ZM250 220H249V222H250ZM256 220V219H255ZM255 220H253V221H255ZM54 221V220H53ZM212 221H214V219L212 220ZM236 221L237 220H235V222H233V223H235V225H236ZM246 221V220H245ZM257 221V220H256ZM56 222H58V221H56ZM56 222H52V223H56ZM65 222V223H64ZM63 223L66 225V224H68V222L67 221H64ZM119 222H123L122 220H120ZM203 222V221H202ZM208 222V221H207ZM217 222V221H216ZM221 222V225H222V221H220ZM225 222L228 224V226H227V228L229 227V230H230V232L232 231V229L230 228V227H234V226H230V224H229V221L227 222L226 220H225ZM248 222V221H247ZM248 222V223H249ZM252 222V221H251ZM63 223H61V228L63 227L64 228V232L61 230V228L57 231L56 229H54L55 230V234L56 235H60L58 238H59V240H60V237H61V235H64L65 236V234L67 235L68 233V235L67 236H69L70 234H71V232H68V230L70 231V229H66V226L64 227V224ZM178 223V222H177ZM210 223V222H209ZM208 223V224H209ZM223 223H224V221H223ZM231 223V222H230ZM246 223V222H245ZM57 224V223H56ZM240 224V221H238V226L237 227H234V228H238L239 226H240V228H242V226H241V224ZM254 224V223H253ZM256 224V223H255ZM76 225V224H75ZM75 225H73V226H75ZM211 225H212V223H211ZM213 225L214 226H216V225H218V223L217 224H214L213 223ZM219 225H220V223H219ZM218 225V226H219ZM232 225V224H231ZM248 225V227H250L251 228V225H252V223L250 224V226H249V224H247ZM59 226V225H58ZM79 226H82V225H79ZM79 226H76L75 227V229H72V235L73 236H76L77 237V235H83L84 236V232L85 231H83V229H84V227H80L81 229H78V227ZM190 226V225H189ZM195 226V225H194ZM208 226H210V225H208ZM208 226H207V228H208ZM217 226V227H218ZM226 226V225H225ZM224 226V227H225ZM256 226H258V225H256ZM57 227V226H56ZM169 227V226H168ZM173 227V226H172ZM186 227V226H185ZM191 227V226H190ZM244 227H246L247 228V226L245 225ZM261 227V226H260ZM31 228H33V229H31ZM48 228V227H47ZM49 228H54V227H52V226H50ZM68 228V227H67ZM73 228V227H72ZM83 228V229H82ZM187 228V227H186ZM192 228V227H191ZM190 228V229H191ZM197 228V227H196ZM203 228V227H202ZM202 228H200L199 230H201V232H202ZM205 228V227H204ZM214 228H216V227H213V230H214ZM226 228V227H225ZM255 228H257V227H255ZM254 228V229H255ZM264 228V227H263ZM34 229V230H35ZM138 229V228H137ZM169 229V228H168ZM185 229V228H184ZM208 229H212L211 228V226H210V228H208ZM208 229H207V231H208ZM218 229H219V227H218ZM221 229V228H220ZM219 229V230H220ZM222 229H223V227H222ZM31 230V231H30ZM45 230V229H44ZM43 230V231H44ZM61 230V231H60ZM66 230V231H65ZM73 230H75V231H73ZM205 230H206V228H205ZM213 230H211L212 232H215V231H213ZM225 230V229H224ZM228 229H226V231H227ZM234 231H235V229H233ZM236 230H238V229H236ZM242 230L245 232V231H247L248 230V228L247 229H243L242 228ZM241 230V232L243 233V231ZM251 230V229H250ZM258 230V229H257ZM256 230V231H257ZM262 230V227H261V229L259 230V231H261ZM37 231V230H36ZM57 231V232H56ZM60 231V232H59ZM81 233H79V232ZM83 231V232H82ZM193 232H194V230H192ZM217 231V230H216ZM220 231H222V230H220ZM220 231H218V232H220ZM233 231V232H234ZM51 233L53 232V230L52 231H50ZM50 232H49V234H50ZM61 232L63 233V234H61ZM66 232H68V233H66ZM76 232V233H75ZM87 232H89V231H87ZM86 232V233H87ZM137 232V231H136ZM136 232H134V235H136V234H138V233H136ZM159 232V231H158ZM161 232V231H160ZM164 232V231H163ZM167 232H169V231H167ZM177 232V231H176ZM193 232H191V233H193ZM206 232V231H205ZM210 232V231H209ZM211 232V233H212ZM218 232L216 233V236H217V234H218ZM229 232V231H228ZM233 232H231V233H233ZM240 232V229H239V231H238V233ZM249 232H251V231H249ZM263 232H264V230H263ZM42 233L44 234V232H41V235H42ZM73 233H75V234H73ZM78 233V234H77ZM136 233V234H135ZM166 233V232H165ZM190 233V234H191ZM199 233V232H198ZM204 233V232H203ZM207 233V232H206ZM215 233H214V235H215ZM221 233H223V232H221ZM235 233V232H234ZM247 233H248V231H247ZM247 233H245V234H247ZM261 233V232H260ZM32 234H34V233H32ZM39 234V233H38ZM47 230H46V237H47ZM49 234H48V238H46V239H42L43 241H44V246H43V248L44 249H46V251H47V248H51L52 249V247H55V248H53V250L51 251L52 253L54 252V251H58L57 249H56V247L57 246H60L61 245V243L63 244V242L61 241V243H60V241L59 242H53V238H49ZM53 234V233H52ZM54 234V235H55ZM196 234V233H195ZM195 234H191V235H195ZM201 234V233H200ZM257 234L259 235V237H261L262 235H260L258 232H257ZM40 235V236H41ZM44 235V236H45ZM82 235L80 236V237H82ZM87 235V234H86ZM163 235V234H162ZM161 235V236H162ZM166 235V234H165ZM182 235V234H181ZM187 235V234H186ZM185 235V236H186ZM207 235H208V233H207ZM210 235V234H209ZM222 235V234H221ZM228 235V234H227ZM229 235H231V234H229ZM227 236V237H229V240L232 238L231 236ZM235 235V234H234ZM233 235V239L235 238V236ZM239 236H240V234H238ZM237 235V236H238ZM248 235H250L249 233H248ZM253 235V234H252ZM255 235V236H254ZM254 238L256 237V234L254 233ZM258 235H257V237H258ZM32 237L34 236V235H31ZM30 236V237H31ZM36 236V235H35ZM66 236V237H67ZM71 236V235H70ZM69 236V237H70ZM72 236V237H73ZM160 236V235H159ZM189 236V235H188ZM202 236V235H201ZM213 236V235H212ZM226 236V233H225V231H224V237ZM6 237V238H5ZM51 237H53V235H51ZM55 237V236H54ZM63 237V236H62ZM170 237V236H169ZM168 237V238H169ZM192 237H194V236H192ZM198 237H199V235H198ZM198 237H196V238H198ZM214 238H215V236H213ZM212 237V238H213ZM223 236H221V238H222ZM248 237V236H247ZM264 237V236H263ZM58 238H56L55 240H57ZM78 238V237H77ZM75 239V240H72V239H70L69 241H72L71 242V244L73 245V244H75V241L76 242H78V246H79V242L80 241H82V240H79V241H77L78 239ZM84 238V237H83ZM170 238H172V237H170ZM188 238V237H187ZM195 238V237H194ZM195 238V240H197V243L196 244H204V243H199V239H196ZM200 238V237H199ZM203 238V237H202ZM209 238V237H208ZM208 238L206 239V241L208 240ZM211 238V237H210ZM217 238H220V236H219V234H218V237ZM220 238V239H221ZM244 238V237H243ZM246 238V237H245ZM253 238V239H254ZM6 239H8L9 241L7 242V244L6 245H4L5 243H6V241L4 242L3 240H6ZM35 239H37L36 237H35ZM64 239V238H63ZM141 239V238H140ZM184 238L182 237V240H183ZM201 239V238H200ZM219 239V242L221 241V240H224L225 238H222L221 240ZM233 239H231V241H233ZM236 239H237V237H236ZM257 240H255V241H253L256 245H258V243H257V241H258V238H256ZM264 239V238H263ZM263 239L261 238V239H259V243H263ZM29 240V241H28ZM61 240H62V238H61ZM68 240V239H67ZM92 240V239H91ZM149 240V239H148ZM182 240H180V241H182ZM185 240H186V238L184 239V242H185ZM191 240H193V239H191L190 238V240L189 241H191ZM195 240H193L194 242H196ZM199 240V241H198ZM211 240H213V239H211ZM215 240H217V239H215ZM235 240V239H234ZM34 241V240H33ZM40 241V240H39ZM64 241V240H63ZM89 241V240H88ZM166 241H167V238H166ZM170 241V240H169ZM169 241H168V243H169ZM203 241V240H202ZM225 241V240H224ZM223 241V242H224ZM228 240H226V242H227ZM231 241H228V244L231 242ZM236 241H238V242H236ZM239 241L240 240H235V242L236 243H234V245L235 244H237V243H239ZM251 242H252V239L250 240ZM3 242V243H2ZM11 242V243H10ZM146 242V241H145ZM156 242V241H155ZM183 242V241H182ZM193 242V243H194ZM204 242H205V239H204ZM212 242V241H211ZM211 242H209L208 243V241H207V243L210 245V246H212V245H214L215 243H213L212 245L210 244ZM226 242H224L223 244L225 245L226 244ZM234 242V241H233ZM243 242V241H242ZM246 242H248V241H246ZM38 243V242H37ZM60 243V244H59ZM64 243H67V245H70L71 246V244L69 243V242H66V241H64ZM82 243H84L83 241H82ZM91 243V242H90ZM147 243V242H146ZM160 243V242H159ZM166 243V242H165ZM176 243V242H175ZM180 242H178V244H179ZM190 243H192V242H190ZM206 243V244H207ZM218 243V242H217ZM216 243V244H217ZM222 243V242H221ZM39 244V243H38ZM56 244H58V245H56ZM81 244V243H80ZM87 244H89V243H87ZM149 244V243H148ZM152 244H155L154 242L152 243ZM151 244V245H152ZM156 244H158V242H156ZM155 244V245H156ZM161 245H162V243H160ZM183 244V243H182ZM195 244V243H194ZM193 244V245H194ZM195 244V245H196ZM206 244H204V245H202L203 247L204 246H206ZM207 244V245H208ZM219 244V243H218ZM217 244V245H218ZM232 244V242L230 243V245ZM246 244V243H245ZM3 245V246H2ZM34 245V244H33ZM37 245V244H36ZM56 245V246H55ZM65 245V244H64ZM166 245V244H165ZM165 245H163V246H165ZM180 245H181V243H180ZM191 245V244H190ZM220 245V244H219ZM218 245V246H219ZM222 245V244H221ZM220 245V246H221ZM233 245V244H232ZM231 245V246H232ZM233 245V247H234V249H236L235 247H237V246H234ZM238 245V244H237ZM240 245V244H239ZM243 245V244H242ZM241 245V246H242ZM262 246L261 247H263L264 248V245L263 244H261ZM62 246V248L64 247L63 245H61ZM76 248L78 247L77 246V243H76ZM86 246V245H85ZM159 246V245H158ZM162 246V247H163ZM209 246V247H210ZM217 246V247H218ZM220 246H219V249H222L223 251H224V247L223 248H220ZM227 247H229V249H230V247L231 246H228V245H226ZM243 246H247V245H243ZM242 246V247H243ZM248 246H250L249 245V243H248ZM252 246V245H251ZM250 246V247H251ZM258 246H260V244L258 245ZM38 247H40L39 245H38ZM66 245H65V247L63 248V249H66ZM81 247H83V246H81ZM152 247L154 248V246L152 245ZM166 247V246H165ZM181 247H185L184 245H182ZM187 247V249H190V248H188V246H186ZM197 247H199V246H197ZM200 247H201V245H200ZM213 247V246H212ZM215 247H216V245H215ZM214 247V248H215ZM222 247V246H221ZM242 247H240V249L242 248ZM249 247V248H250ZM257 246H255L254 248H256ZM41 248V247H40ZM69 248V247H68ZM80 248V247H79ZM79 248H77V249H79ZM88 247H86V249H87ZM158 248V247H157ZM157 248H156V250H157ZM176 248V247H175ZM196 248V247H195ZM232 248V247H231ZM248 248V247H247ZM248 248V249H249ZM254 248L252 249V252L254 251ZM258 248V247H257ZM260 248V247H259ZM36 249V248H35ZM43 249V250H44ZM76 249V250H77ZM81 249V248H80ZM89 249V248H88ZM150 249H151V247H150ZM159 249V248H158ZM161 249V248H160ZM166 249V248H165ZM170 249H171V247H170ZM179 249V248H178ZM192 249H194V248H192ZM199 249V248H198ZM203 249H205L206 251H208L207 250V248H203ZM210 249V248H209ZM217 249V248H216ZM216 249H212L214 252H216ZM219 249H217L218 251H219ZM261 249V248H260ZM39 250H41V249H39ZM102 250V249H101ZM154 250H155V248H154ZM195 250V249H194ZM211 250V251H212ZM258 250V249H257ZM45 251V250H44ZM90 251V250H89ZM153 251V250H152ZM173 252V250H170V252ZM175 251V250H174ZM181 251V250H180ZM185 251V250H184ZM184 251H183V253H184ZM188 253H186V255H187V257H189V259H190V256H191V253H190V250H186ZM193 251V250H192ZM191 251V252H192ZM200 251L201 250H199V251H197L199 254H200ZM204 251V250H203ZM202 251V252H203ZM221 252V250H220V252L222 253V255L223 254H226V253H224V252ZM230 251V250H229ZM232 251V250H231ZM256 251V250H255ZM260 251V250H259ZM259 251H257V254H258V252ZM59 252V251H58ZM58 252H54L55 254L57 253L58 254ZM107 252H109L110 254H112L111 253V251H106V254H107ZM115 253H117L116 251H114ZM132 252H133V250H132ZM131 252V253H132ZM177 252V251H176ZM194 252V251H193ZM195 252H196V250H195ZM205 252V251H204ZM210 252V251H209ZM214 252H212L213 253V255H214ZM39 253V252H38ZM45 253V252H44ZM53 253V254H54ZM61 253V252H60ZM66 253V252H65ZM87 253V252H86ZM108 253V254H109ZM113 254V255H111V256H113V258L115 257V255L117 256V254ZM138 253V254H137ZM158 253H160L161 254V252L159 251ZM182 252H180V254H181ZM190 253V256L188 255ZM206 253V252H205ZM211 253V252H210ZM238 253H239V251H238ZM250 253V255L252 254L251 253V250H249V252H248V254ZM40 254H41V252H40ZM90 253H88V255H89ZM96 254H98V253H96ZM105 254V255H106ZM134 254H137V255H134L133 257H137V258H139V256L140 257H142V255L144 256L143 257V261H144V258H145V261H148L149 259H148V257H147V255L145 254H142L141 255V253H140V255H139V251H136V253H134ZM165 254H167V253H165ZM175 254V253H174ZM177 254H179V253H177ZM180 254H179V256H180ZM197 254V253H196ZM241 254V253H240ZM247 254V253H246ZM246 254L244 255V254H242V255H244V256H246ZM248 254H247V256H248ZM260 254V253H259ZM263 254V253H262ZM262 254H260V259L259 260H261V258L263 257L262 256ZM39 255V254H38ZM44 255V254H43ZM43 255H41L42 257H43ZM45 255H48V257L49 256H51V254L50 253H48V251H47V254L45 253ZM64 255H68L67 253L66 254H64ZM70 255H72V254H70ZM93 255V254H92ZM91 255V256H92ZM103 255V254H102ZM119 255V254H118ZM129 255H130V253H129ZM132 255H133V253H132ZM131 255V256H132ZM139 255V256H138ZM182 255H184V254H182ZM181 255V256H182ZM194 255V254H193ZM198 255V254H197ZM197 255H196V257H197ZM205 255V259L206 260H209V258L208 257H206L207 256V253L206 254H204ZM212 254H209L208 256L210 257V256H213ZM219 255V256H218ZM255 255H256V253H255ZM35 256V255H34ZM69 256V255H68ZM67 256V257H68ZM111 256H110V259H111ZM130 256V257H131ZM167 256H171V258H169V260L170 259H175V255H174V257L172 258V255H168L167 254ZM177 256V255H176ZM178 256V260L180 261H178V260H174L175 262L174 263H176V264H178V262L180 263V264H186V262H187V260H186V258H185V255L184 256H180L181 257V259H180V257ZM214 256H217V257H219V258H217V257H214ZM213 257H214V259H219L218 261H220L221 260V257H220V253L218 252V254H216V255H214ZM235 256V255H234ZM244 256H243V258H244ZM7 257V258H6ZM36 257V256H35ZM42 257H40L41 259H42ZM89 257V256H88ZM102 257V256H101ZM163 257H165L164 255H163ZM184 257V258H183ZM194 257H195V255H194ZM194 257H193V260H194ZM249 257V256H248ZM254 257V255L253 256H251V258H253ZM258 257V256H257ZM256 257V258H257ZM39 258V257H38ZM39 258V259H40ZM46 258V257H45ZM119 257H117L116 259H118ZM124 258V257H123ZM122 257H120L119 258V261H120V259L122 260L123 259ZM136 258V259H137ZM167 258V257H166ZM198 258H199V260H198ZM198 258H197V261H196V264L198 263V261H200L201 259V257H199L198 256ZM204 258V257H203ZM208 258V259H207ZM211 259H213L212 257H210ZM226 259L227 257H226V255L224 256V257H222V259ZM235 258H237V257H235ZM241 259V260H244V259ZM246 258V257H245ZM250 258V259H251ZM256 258H254L255 260H256ZM34 259V258H33ZM39 259H36L37 261H41V259L39 260ZM61 259V258H60ZM108 259V258H107ZM125 259H126V257H125ZM147 259V260H146ZM163 259V258H162ZM165 259V258H164ZM168 259V258H167ZM177 259V258H176ZM184 259V260H183ZM211 259L209 260V261H211ZM238 259H240V257H238ZM246 259H248V258H246ZM264 259V258H263ZM262 259V260H263ZM44 260V259H43ZM134 260V259H133ZM155 260V259H154ZM171 260V261H172ZM193 260H191L190 262L191 263H194V261L196 260V258H195V260L193 261ZM227 260L228 259H226V261L225 260H223L222 262L225 264V262L226 263H231V260L229 261V262H227ZM235 260V259H234ZM240 260V261H241ZM261 260V261H262ZM93 261V260H92ZM111 261V260H110ZM114 261V260H113ZM142 263H144L142 260H140ZM139 261V259H138V263L140 262ZM149 261H151V260H149ZM147 262V263H151L152 261H153V259H152V261L151 262ZM160 261H161V259H160ZM165 261V260H164ZM171 261H170V263H171ZM189 261V260H188ZM193 261V262H192ZM236 261V260H235ZM246 261V260H245ZM249 261V260H248ZM257 261V260H256ZM264 261V260H263ZM44 262V261H43ZM46 262V261H45ZM118 261L117 260H115L113 263L114 264H116ZM166 262H167V260H166ZM204 262V261H203ZM212 262L214 263L215 262V260L213 261H211L210 262V264H212ZM247 262V261H246ZM251 262V261H250ZM250 262L248 263V264H250ZM84 263V262H83ZM83 263H81V264H83ZM109 263V262H108ZM119 264L121 263V261L120 262H118ZM117 263V264H118ZM132 264H133V262H131ZM136 263V261L134 262V264ZM146 263V262H145ZM146 263V264H147ZM154 263V262H153ZM155 263H156V261H155ZM169 263V264H170ZM174 263H172V264H174ZM206 263V262H205ZM204 263V264H205ZM208 263V262H207ZM206 263V264H207ZM236 263V262H235ZM240 263H242V264H244L243 263V261L242 262H240ZM255 263V262H254ZM253 263V264H254ZM259 263V262H258ZM264 263V262H263ZM37 264H39V263H37ZM44 264V263H43ZM85 264V263H84ZM187 264H189V263H187ZM195 264V263H194ZM199 264H200V262H199ZM201 264H202V262H201ZM215 264H217V263H215ZM222 264V263H221ZM252 264V263H251ZM257 264V263H256ZM261 264V263H260Z\"/></svg>",
	"mask_w": 264,
	"mask_h": 264
}]
</instances>
